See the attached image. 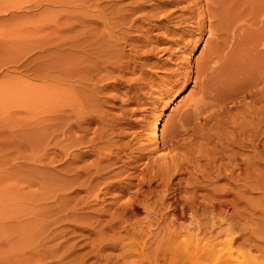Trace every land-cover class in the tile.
<instances>
[{
    "label": "bare ground",
    "instance_id": "bare-ground-1",
    "mask_svg": "<svg viewBox=\"0 0 264 264\" xmlns=\"http://www.w3.org/2000/svg\"><path fill=\"white\" fill-rule=\"evenodd\" d=\"M89 1V0H88ZM95 1V0H94ZM93 1V2H94ZM99 2H102V1H100V0H98ZM152 0H150V2H151ZM158 1V0H157ZM156 1V2H157ZM160 1H162V0H160ZM170 1V4H175V5H179V4H181V2H183V3H185L186 5L184 6L183 4H181V5H183L184 7H179V11H180V13H178V14H174V15H176V16H172V20L174 21V20H177V22H176V24H178V26L180 27V26H183L182 24L184 23V25H185V23L186 24H189V25H187V26H192V27H194V25H197V29L196 30H198V31H203V30H201L202 28H204L203 27V25H204V23L206 22V21H208V33H209V35L210 36H213V38H214V36H215V40L212 42L213 44H214V46H212L213 48H211V45L209 46V50H208V53H207V51H206V53L207 54H205V57L203 56L202 58H200L199 60H197L196 61V63L194 64V69H195V71H194V73H195V77H194V80L195 81H197V84H198V86L201 88V91H199L201 94H200V99L198 100V103H197V101H195V99L193 100V102L195 101V103H197V104H194L193 102V105L194 106H191V107H189L190 108V110L188 109L187 111H184L183 110V112L182 113H180L178 116H177V113L175 114L176 116H177V118H176V120L178 119V122L176 121V124L174 125V128L170 131V133H168V136L166 137V138H169L168 140H169V142L167 143V142H164V140H167V139H164V140H162V138H161V140H159V131H160V129H159V127H160V118L159 117H157V116H159L158 114L156 115V117H154L155 118V121H154V123L152 124V127H150L151 128V130H152V143H153V148H154V151L153 152H151L150 150V153L148 152V151H146V152H148V154H149V156L150 157H146L145 156V160H144V163H141L142 165H143V167H139V165H141V164H139L138 165V167H137V165H135V164H133V163H135L138 159L140 160L141 158H144V156L142 155L141 157L138 155V158L135 160H132L133 162L130 164L129 163V161H127L129 164L128 165H125V166H128V167H125L124 165H122V168H124V173H125V169H129V171H130V169L133 171H130L129 173H131V174H128V175H126L125 176V178L123 179V178H120V179H122V180H116V175H118L120 172H118V169H117V172L115 171L113 174H114V176L116 177L115 178V180L116 181H105V178H104V173H102L103 172V170H107V169H109L110 170V168H111V166L112 165H115L116 163H118V164H120L119 162H121V161H119V159L121 158L120 156H119V153H121L122 154V152L124 151V149L123 150H119L120 148H118L117 146H115L116 148H115V150L118 148V153L116 152V153H111L113 150H112V148L106 153L105 152V150H103V152L104 153H102V151H101V149H100V151H97V150H94L96 153L95 154H93V155H95L96 156V154H97V156L95 157V159H94V161H91V163H89V164H87V165H83V166H75V162H76V160L73 158V156L72 155H70V153H75V152H73L72 151V147L74 148V144H76V143H74V142H77L78 144H82V142H83V138L85 137V134H83L82 136H80L81 138H82V140H80V138H78V136H77V138L75 139V138H73L72 136H74V135H72L71 134V131H72V129L73 128H77L78 130H80L79 128L82 126V128H83V124H90L95 118H96V116L97 115H93V113L91 114V113H87V114H89V115H87L86 113H85V111L83 110V108H81V109H79V107L80 106H82L81 105V102L79 101L80 99H83V97L82 96H79L78 95V93L80 92V94L82 95V93H81V91L82 90H85V88L86 89H88L87 88V86H91L93 89L95 88V87H93V85H91V84H94V83H91L90 84V82L92 81V80H94L95 81V78H93V76L95 77V76H98V74L100 73V71L102 70V69H104V67H103V65H108L107 64V57L108 58H110L108 55H107V57H106V59L104 58V61L106 62V64H104V61H102V56L103 55H99L100 57H101V59H99L94 65L92 64V65H90V66H87V64H85L84 65V67L82 66V64H83V62H84V60L86 61L87 59L86 58H88L89 56H91V54H92V52H91V54L88 56V54L87 53H90L88 50V52L87 51H85L84 50V48H83V46L82 45H79L78 43L77 44H75V42L73 43V42H71L70 41V39H68V40H66V41H69L67 44H61V45H63V47L61 48V47H59V50H61L62 49V51H61V53L63 54V61H62V59H60L59 61H62V63H59V64H61V66L62 67H60V68H63V69H61V70H63V72H59V66L56 64V62H55V65H51V67L52 68H50V65L48 66V69H49V71H50V73H51V75L49 76V74H47V76H49V78H48V80L50 79V83L48 82V81H46L47 80V78L45 79L44 77V82L46 81V82H48V83H46V84H48V85H44L43 87H38V86H35V84H31V83H27V82H25L24 83V81L23 80H19V82L17 81V85H15L14 87H10V88H8V85H7V89H5L4 91H3V95H1L0 97H2V102H4V104L5 103H7V104H11L14 108L13 109H15L16 111H14L13 113H12V106L10 105V107L8 108L7 106H5L6 107V109L8 108V109H10L11 111V114H10V112L9 111H7V113H9V114H7L6 112V116L3 114V112H2V114H3V118L5 119L6 117H7V121H8V119H9V121H8V124H11V121H10V119L12 120V119H14L15 121H18L17 123H16V125L18 126V127H16L15 126V129H16V132L13 130L14 129V124L15 123H13L12 125H4V126H6V127H9L10 126V128L11 127H13V129L11 130H9V128H8V131L9 132H6L7 131V129H4V130H6V131H2L1 133H2V135L3 134H6V135H12V137H13V132H15V136L17 137L16 138V143H17V147H15L14 145V148H16V155H17V158H19L17 161H19V162H21L20 164H19V162H18V164L19 165H17V168L18 169H20L21 171H23V169L27 166V169L28 170H26V168H25V170H26V173H27V171H29V169H31L32 167L34 168V166H36L35 164H34V159H36L37 157H38V155H37V157H35V153H37L38 151H40V152H43V154L41 155V154H39L41 157H44V158H40V162L42 163L43 162V164H45V165H48V164H46V163H57V162H59V161H61L60 160V158H59V156H60V154L62 155V157H64V159H66L65 157H68V158H70V156H72V158H71V160H69V161H67V160H65L66 162H63V159H62V162L63 163H65L64 164V167H60V166H58V167H60L61 169H58V167H57V169H58V173H60L59 175H61L62 174V178H63V184H61V182H59L57 185H60L61 187H57V188H55L57 191L58 190H60L59 192H55L54 191V193L51 195V197L53 198H50L51 200H53L52 202H53V204H54V202H55V206H59L60 204H62V209H64V211H65V213L63 214L62 213V215L64 216L65 215V218L68 220L67 222H71L72 224H70V226H68L69 225V223H68V225H66L67 227H71L70 229H68V230H65V232H71V234H72V232H75V230L76 231H78L77 229H79V230H81V231H86L87 232V234L89 235H91L92 234V237H93V235L95 236V238L94 239H91V237L90 236H88L87 238H90V244L87 242V244H89V247H90V251L89 252H86L84 255H88V254H90V255H92V256H96L95 258H97V260H98V258L99 259H101L102 261H104V264H264V248H260V244L262 243V242H264V236H262V235H264V233H261L262 235H259V233L257 234V232H255V229L253 228V227H251L252 229L250 230V228H248V230L249 231H247L246 230V228H245V226H244V228H245V230L244 231H246V232H244L243 230H240V225L237 223L236 224V221H234V220H236V219H234V218H238L236 215H239V214H235L234 215V213H235V211L234 212H229V204H228V200L229 199H227L228 197L227 196H229L232 192V194H231V196L232 195H234L233 196V198L234 199H231L232 201L234 200L235 202H237V205H235V206H237V207H239V203H240V201L242 202V196H241V192H244V190L246 189V187H249V188H247V190L248 189H252V187L254 186V185H257L256 184V182H257V174L259 173V170H260V167L257 165V163L254 161H252V160H250L251 158H255L256 156V152H255V150H254V152L253 153H249V154H251V155H247L245 158L244 157H242L241 158V156H242V154L239 152V150H240V148H243V147H246L247 145H245V142L244 141H239L240 139H238V141L240 142V143H238L237 144V142L235 141V140H237V139H233V144L235 145L236 144V146H234V147H236L237 149H235V151L233 150L231 153H227V148H229L228 146H229V144H230V142H231V140H230V142H228V144H226L225 145V142H224V145H219V146H217L216 148H214V146H212V142L210 143L211 144V146L213 147H211V149L212 150H210V151H208V150H206V149H204V150H206V152H205V154L203 155V153H204V151L203 152H200V153H202V156H204L205 158H203L202 157V159L204 160L205 159V162L202 164V165H194V160H196V162H195V164H197V163H200V161H197L198 159H193V158H195L194 157V155H192L193 153H195V152H197V151H195V152H192L193 151V149L195 150V149H197V146L198 147H200L201 146V144H202V141H200L201 142V144H199V145H197L196 146V148H195V146L194 145H196V143H194L195 142V138H194V136H193V132H194V135H195V130H197V129H200V128H202L203 126V128H205V126H207V125H205V124H208L207 122H209L210 123V120L211 121H214L215 120V118L217 119L218 118V116L221 114V113H219V107H221V108H223V105L220 103L221 101H220V99L223 101V97H228L229 98V96H230V94H232V93H230L229 95H227L226 94V92L228 91V93L229 92H231V89L230 88H232V91H233V94H235L234 93V88L233 87H231L233 84H234V82H233V84L230 86V84L232 83H230V81L227 79L228 78V75L229 74H227L226 72H225V68H224V64L226 63V65L227 64H229V63H227L228 62V60H231V61H235V59L236 60H238L237 59V56H239V51H238V49H239V44L241 43V42H243L244 40V37H243V35L244 34H246V33H244L243 31H244V24H243V18H241L242 16H241V13L242 12H244V11H240V9H241V7L240 6H244L245 4H248V5H250V6H253L254 8H257V6L258 5H256V7L254 6V4H256V3H258V2H256V0H234V1H232V0H169ZM240 1H243V3L241 4V2ZM258 1V0H257ZM78 2V1H77ZM83 2H86V1H83ZM91 2V1H90ZM98 2V3H99ZM123 2V1H122ZM145 2V1H144ZM147 2V1H146ZM153 2V1H152ZM163 2H164V0H163ZM240 2V4H238ZM256 2V3H255ZM97 3V4H98ZM104 3V2H103ZM131 3H132V1H131ZM133 3H135V1L133 2ZM138 3V2H137ZM154 3H155V1H154ZM153 3V5H155V4H157V5H159V3H155L154 4ZM81 4H82V2H81ZM106 4V3H105ZM114 4V3H113ZM115 4H118L117 2L115 3ZM114 4V5H115ZM120 4V3H119ZM118 4V5H119ZM128 4L129 3H127V6H128ZM149 4V3H148ZM147 4V5H148ZM169 4V3H168ZM204 4V6H205V8L204 9H202V7H204V6H202ZM262 4H264V3H262ZM84 5V4H83ZM101 5V4H100ZM100 5H98V6H100ZM109 5V4H108ZM126 5V4H125ZM130 5V4H129ZM135 5H137V4H135ZM140 5V4H139ZM137 6V7H134V8H131V7H128V9L129 8H131L130 10H125V9H121L123 12H120V13H117L118 11H119V9H118V11L116 10V8L115 7H113L112 8V10L115 8V10H116V13H114V11H113V13L115 14V16H113L112 18H113V20H111V22H110V20H109V24H110V26H111V28H109V29H112V30H109V31H111V34L110 35H107V34H109V32L107 33V28L108 27H106V29L107 30H105L106 31V33H104V30H102L103 31V35H102V38H101V40H103L102 42L103 43H107V47L103 44V45H101L100 44V42H99V44H100V46H96L95 48V50L97 51V53H98V51H99V49H100V52H104V51H108V53L107 54H109V55H111V56H113V54L116 56V58H114V59H116V61H114L113 63L114 64H112V66L114 67V68H116V69H114L115 71H117L116 72V74H117V77L119 78V80L120 79H122V74H125V73H122V72H126V73H128V66L126 67L127 69H123V68H121L120 66V62H122V60H123V47H125L126 45L127 46H129L131 49H133V51H134V61H135V57L136 58H139V53L140 52H138V51H140V50H136L135 48L138 46V44H137V46H135V42H140V39L139 40H137V39H135V40H133L134 38H136L135 36L137 35V33H138V31H146L147 32V30H148V28H145L144 27V25L145 24H148V26H150V28L151 29H153L154 27H158L159 25H158V22H160L163 18H166V17H168L167 15H168V13H165L166 12V9H167V7H166V9H165V7L163 6V5H161V3H160V6H155L154 8L152 7V5H151V7H152V9H149V8H147L148 9V11H145L144 10V8H142L141 6ZM93 6V5H92ZM97 6V5H96ZM96 7V8H98L99 9V7ZM121 6H123V5H121ZM133 6V5H132ZM144 6V5H143ZM102 7V6H101ZM100 7V8H101ZM104 7H105V5H104ZM109 7V6H108ZM110 7H112V5L110 6ZM116 7H118V6H116ZM120 7V6H119ZM147 7H149V5L147 6ZM94 8V7H93ZM103 8V7H102ZM123 8H124V6H123ZM258 8L260 9L259 11L261 12V14L259 15V20H258V23L260 24V27H259V34L256 36L257 38L255 39V41H254V39H253V42H255L253 45H254V52L253 53H255V55L257 56V54L258 53H261V55L262 54H264V8H260L259 6H258ZM97 9V10H98ZM106 9V8H105ZM108 9V8H107ZM111 9V8H110ZM110 9H108V10H110ZM101 10V9H100ZM100 10H98V11H100ZM103 10V9H102ZM149 10H151V11H149ZM173 10V9H172ZM252 10H254V9H250V11H251V13H253L252 12ZM257 10V9H256ZM84 11V10H83ZM168 11V10H167ZM103 12H104V10H103ZM103 12H99V15H97V16H99V18H101V21L99 20V19H95V20H97V22H99V24H101V25H105V26H108V25H106L107 23H106V21H105V19H107L108 18V16H109V14H107V18H105L104 19V17L106 16H104L103 17ZM108 12V11H107ZM106 12V13H107ZM110 12V11H109ZM138 12L140 13L139 15H138ZM169 12V11H168ZM173 12V11H172ZM171 12V13H172ZM85 13V12H84ZM100 13L102 14V17H100L101 15H100ZM105 12H104V14H106ZM112 13V14H113ZM137 13V15H136V17H134V16H132V15H135ZM160 14V13H162L161 15H159V17H156V15L157 14ZM176 13V12H175ZM98 14V13H97ZM248 14V13H247ZM247 14H246V12H245V16H247ZM254 14H257L256 12H254ZM89 15V14H88ZM172 15V14H171ZM201 15V16H200ZM243 15V14H242ZM243 15V16H244ZM257 15V16H258ZM73 16H75V15H73ZM77 16V15H76ZM81 16V15H80ZM84 16V15H83ZM91 16H93V15H91ZM91 16H89V18L91 17ZM96 16V15H95ZM184 16V17H183ZM252 16H253V14H252ZM255 16V15H254ZM253 16V17H254ZM68 17V16H67ZM86 17V16H85ZM88 17V16H87ZM86 17V18H87ZM132 17H134V18H132ZM155 17V18H154ZM72 18V17H71ZM88 18V19H89ZM98 18V17H97ZM152 18V19H151ZM158 18V19H157ZM170 17H168V19H169ZM68 19V18H67ZM66 19V20H67ZM91 19H93V18H91ZM91 19H89L90 20V23H93V20L91 21ZM109 19V18H108ZM111 19V18H110ZM246 19V18H245ZM254 20H256L255 18H253ZM257 19H258V17H257ZM73 20H78V19H76V17H75V19H73ZM84 20V19H83ZM89 20H87V21H89ZM99 20V21H98ZM171 20V18L168 20V21H170ZM69 21V20H68ZM152 21H154V22H156V24L155 23H153ZM245 21V20H244ZM71 22H72V20H71ZM95 22V21H94ZM96 22V23H97ZM139 22V23H138ZM251 22V21H250ZM255 22V21H254ZM254 22H253V24H254ZM78 23V22H77ZM83 23H85V22H83ZM88 23V22H87ZM138 23V24H137ZM169 23V22H168ZM173 23V22H172ZM245 23V22H244ZM246 23H247V21H246ZM256 23V22H255ZM79 24V23H78ZM89 24V23H88ZM87 24V25H88ZM98 24V23H97ZM171 24V23H170ZM174 24V23H173ZM175 24V25H176ZM71 25H73V24H71ZM77 25V24H76ZM82 25V24H81ZM92 25V24H91ZM96 25V24H95ZM100 25V26H101ZM162 25V24H161ZM252 24H250V26H251ZM255 25V24H254ZM257 25V24H256ZM75 26V25H74ZM80 26V25H79ZM93 26H94V24H93ZM97 26V25H96ZM99 26V25H98ZM97 26V27H98ZM109 26V27H110ZM177 26V27H178ZM257 26H259V25H257ZM72 27V26H71ZM70 27V28H71ZM146 27H147V25H146ZM165 27V26H164ZM246 27H248V26H246ZM254 27V26H253ZM256 27V26H255ZM87 28V27H86ZM93 28V27H92ZM103 28H105V27H101V29H103ZM160 28V27H159ZM190 28V27H189ZM195 28H196V26H195ZM258 28V27H257ZM73 29H75V27L73 28ZM88 30H89V28H87ZM96 29H98V28H96ZM133 30V29H135L137 32H136V34H134V38L132 39V37H133V35L131 36V34H130V30ZM150 29V30H151ZM164 29H166V28H164ZM205 29V28H204ZM246 29V28H245ZM68 30V29H67ZM131 30V32H135L134 30L132 31ZM149 30V31H150ZM154 30V29H153ZM159 30V29H158ZM246 30H249V29H246ZM253 30H254V28H253ZM255 30H257V29H255ZM70 31V30H69ZM74 31V30H73ZM72 31V32H73ZM98 31V30H97ZM101 31V30H100ZM100 31H99V33H100ZM191 31H193V30H191ZM190 31V32H191ZM71 32V33H72ZM79 32H81V31H79ZM78 32V33H79ZM86 32V31H85ZM90 32V31H89ZM92 32H96V31H92ZM114 32V33H113ZM197 32V31H196ZM246 32V31H245ZM75 33V32H74ZM140 33V32H139ZM139 33H138V35H139ZM148 33V32H147ZM146 33V34H147ZM198 33V32H197ZM199 33H201V32H199ZM203 33V32H202ZM241 33H243L242 35H241ZM249 33V32H248ZM253 33H255V32H252V36H254L253 35ZM69 34V33H68ZM89 34V33H88ZM87 34V35H88ZM133 34V33H132ZM145 34V32L143 33V36L142 37H144V36H147ZM251 34V33H250ZM72 35V34H71ZM86 34H84V35H82V36H85ZM86 35V36H87ZM97 35V34H96ZM137 35V36H138ZM248 35V34H247ZM69 36V35H68ZM78 37H79V35H77ZM81 36V35H80ZM90 36V38H91V36H95V35H93V34H91V35H88V37ZM139 36H141V35H139ZM138 36V37H139ZM252 36H251V38H252ZM66 37V36H65ZM77 37V38H78ZM88 37H85V38H88ZM97 37H100V36H96V38ZM255 37V36H254ZM68 38V37H67ZM70 38V37H69ZM84 38V39H85ZM93 38V37H92ZM91 38V39H92ZM246 38H248V37H245V40H247ZM66 39V38H65ZM79 39V38H78ZM83 39V40H84ZM89 39V38H88ZM94 39V38H93ZM93 39H92V41H93ZM100 39V38H99ZM98 39V40H99ZM144 39H146V38H143V40ZM152 39V38H151ZM72 40V39H71ZM81 40V39H80ZM86 40V39H85ZM142 40V41H143ZM155 40V39H154ZM213 39L211 38V41H212ZM251 40V39H250ZM250 40H248V41H250ZM47 41V40H46ZM49 41V40H48ZM56 41V40H55ZM135 41V42H134ZM184 41V40H183ZM182 41V42H183ZM208 41V40H207ZM206 41V42H207ZM40 42V41H39ZM42 42H45L44 40L42 41ZM51 42V41H50ZM57 42V41H56ZM55 42V43H56ZM63 42H64V40H63ZM80 42V41H79ZM90 42V41H89ZM96 42H97V40H96ZM121 42H123V44L125 45V46H123V44H121ZM148 42V41H147ZM154 42V41H153ZM245 42H247V41H245ZM34 43V42H33ZM32 43V44H33ZM41 43V42H40ZM48 43V42H47ZM58 43V42H57ZM60 43V42H59ZM91 43V42H90ZM93 44H94V42H92ZM143 43V42H142ZM144 43H146V40H144ZM148 43H150V42H148ZM147 43V44H148ZM152 43V42H151ZM249 43H251V41L249 42ZM42 45H43V43H41ZM50 44H53L52 42L50 43ZM81 44H85L86 45V43L83 41V43H81ZM97 44H98V42H97ZM175 44V43H174ZM178 44H179V42H178ZM212 44V45H213ZM243 44V43H242ZM34 45H35V43H34ZM33 45V46H34ZM45 45H46V42H45ZM60 45V46H61ZM89 45H91V44H89ZM140 45H141V43H140ZM149 46L151 45V44H148ZM246 45V44H245ZM247 45L249 46H251V44H248L247 43ZM23 46H25V45H23ZM22 46V47H23ZM33 46H31V48L33 47ZM39 46V45H38ZM37 46V47H38ZM52 46V45H51ZM92 46H94V45H92ZM91 46V47H92ZM142 46V45H141ZM140 46V47H141ZM176 46V48H173V47H170V48H173L174 50V52H177V54H179V57H180V54H182V53H184V51H186V47L185 46H183L182 45V47L181 46H177V45H175ZM174 46V47H175ZM242 46V45H241ZM43 47V46H42ZM85 47V46H84ZM91 47H90V50H91ZM108 47H110L109 49H107ZM139 47V48H140ZM152 47V46H151ZM245 47V46H244ZM25 48V47H24ZM23 48V49H24ZM39 48H41V47H39ZM57 48V47H56ZM61 48V49H60ZM89 48V47H88ZM126 48V47H125ZM124 48V49H125ZM130 48H126L127 49V51H128V49L130 50ZM147 48V47H146ZM154 49H153V51H155V50H158V49H155V48H157L156 46L155 47H153ZM169 48V47H168ZM167 48V49H168ZM169 48V49H170ZM241 48V47H240ZM246 48H248V47H246ZM251 48H252V46H251ZM250 47H249V49H251ZM34 49V48H33ZM54 49H55V47H54ZM87 49V48H86ZM93 49V48H92ZM125 49V50H126ZM142 49V48H141ZM148 49H149V47H148ZM151 49L152 48H150V51H151ZM164 49H166V47L164 48ZM164 49H163V51H164ZM169 49L167 50V51H169ZM243 49V48H242ZM47 50H48V48H47ZM52 50V49H51ZM143 50H144V48H143ZM160 50V49H159ZM243 50H247V49H243ZM252 50V49H251ZM50 51V50H49ZM91 51H94V50H91ZM125 52V53H127L128 54V52ZM131 51V50H130ZM132 51V52H133ZM146 51V50H145ZM238 51V53L236 54V52ZM47 52V51H46ZM95 52V51H94ZM143 51H141V53H142ZM152 52V51H151ZM165 52V51H164ZM170 52V51H169ZM174 52H172L171 51V54L172 53H174ZM204 52V51H203ZM246 52H248V50L246 51ZM250 53L249 54H251L252 52L251 51H249ZM45 53V52H44ZM59 54H60V51L58 52ZM79 53H80V56H79ZM96 53V52H95ZM130 53V52H129ZM148 53V52H147ZM48 54V53H47ZM62 54H60V55H62ZM81 54H87V56L88 57H86V55H85V59L83 60V62H82V57H84V55H82V57H81ZM94 54V53H93ZM106 54V53H105ZM149 54H151V53H149ZM168 54H170V53H168ZM242 54V53H241ZM240 54V55H241ZM248 54V55H249ZM46 55V54H45ZM51 55V54H50ZM53 55H55V54H53ZM59 55V56H60ZM96 55V54H95ZM97 55V57H99ZM125 55V54H124ZM146 55H148V54H146ZM174 55H176V54H174ZM243 55H244V53H243ZM48 56V55H47ZM94 56V55H93ZM142 56V55H141ZM151 56V55H150ZM170 56H172V55H170ZM242 56V55H241ZM256 56H255V58H256ZM44 57V56H43ZM46 57V56H45ZM48 57H50V56H48ZM56 57V56H55ZM78 59H77V58ZM92 57V56H91ZM104 57V56H103ZM131 57V56H130ZM133 57V56H132ZM130 58V60H132L133 61V58ZM178 57V56H177ZM249 57V56H248ZM251 57H252V55H251ZM254 57V56H253ZM258 58L257 59H259L260 58V56H257ZM51 58H53V57H51ZM128 58H129V54H128ZM166 58H169L168 56H166ZM171 58H173V57H171ZM175 58V57H174ZM244 58H246L245 56H244ZM262 58H264V57H262ZM261 58V59H262ZM58 59V58H57ZM89 59V58H88ZM94 59V58H93ZM96 59V58H95ZM98 59V58H97ZM180 59V58H179ZM256 59V60H257ZM260 59V61H262ZM31 60V59H30ZM29 60V61H30ZM37 60V59H36ZM35 60V61H36ZM47 60H50V58L49 59H47ZM90 60H92V59H90ZM109 60V59H108ZM111 60H113V58L111 59ZM111 60H109L110 62H111ZM129 60V59H128ZM164 60V59H163ZM170 60V59H169ZM225 61V60H227V62H222V61ZM239 60H241V58H239ZM238 60V61H239ZM245 60V59H244ZM248 59H246L244 62L246 63V61H247ZM250 60V59H249ZM26 61V60H25ZM57 61V60H56ZM88 61V60H87ZM86 61V62H87ZM96 61V60H95ZM134 61H133V64L132 65H134ZM176 61V60H175ZM242 61V60H241ZM20 62H21V60H20ZM46 62V61H45ZM44 62V63H45ZM53 62H54V60H53ZM127 62V61H126ZM136 63H138L137 62V60L135 61ZM179 62H181V61H179ZM230 62V61H229ZM237 62V61H236ZM248 62V61H247ZM258 62V61H257ZM27 63V62H26ZM28 63H30V62H28ZM28 63H27V65H28ZM40 63V62H39ZM48 63H50V62H48ZM90 63H91V61H90ZM123 63V62H122ZM124 63H125V61H124ZM123 63V64H124ZM130 63H132L131 61H130ZM178 63V62H177ZM234 63V62H233ZM233 63H231L232 65H233V67H234V64ZM252 63H253V61H252ZM252 63H250V64H252ZM262 63H264V62H262ZM32 64H33V62H32ZM35 64H38V63H35ZM126 64V63H125ZM128 64H129V62H128ZM128 64H126V65H128ZM153 64V63H152ZM180 64V63H179ZM179 64H177V65H179ZM237 63H235V65H236ZM242 64V63H241ZM249 64V63H248ZM259 64V63H258ZM257 64V65H258ZM22 65V64H21ZM31 65V64H30ZM29 65V66H30ZM41 65V64H40ZM88 65H89V63H88ZM111 65V64H110ZM109 65V66H110ZM129 65H131V64H129ZM131 65V66H132ZM154 65V64H153ZM243 65V64H242ZM253 65H256V63L254 64L253 63ZM260 65V66H259ZM258 66L259 67H261V64H259ZM25 66H26V64H25ZM24 65L22 66L23 67V70H24V67H25ZM28 66V67H29ZM37 66V65H36ZM43 66V65H42ZM108 66V67H109ZM111 66V67H112ZM123 66V65H122ZM130 66V67H131ZM228 66V65H227ZM231 65H229V67H230ZM237 66V65H236ZM239 66H240V64H239ZM250 66V65H249ZM28 67H25L26 69L28 68ZM31 67H33V66H31ZM44 67H47V63H46V66H44ZM177 67V66H176ZM181 67H183L182 65H181ZM253 67H255V66H253ZM259 67H256V69L258 70V68ZM262 67H264V66H262ZM20 68H21V66H20ZM30 68V67H29ZM43 68V67H42ZM105 68H107V66L105 67ZM110 68V67H109ZM109 68H107V69H109ZM184 68V67H183ZM186 68V67H185ZM193 68V67H192ZM231 68H232V66H231ZM236 68V67H235ZM237 68H238V66H237ZM33 69H35V68H33ZM36 69H37V67H36ZM41 69V68H40ZM107 69H104V71H106ZM119 69V70H118ZM131 69H132V67H131ZM169 69V68H168ZM178 70H179V68H177ZM173 70V71H171V69H170V73H167L168 75V77L167 78H169L170 76L172 77V79L169 81V79H165L166 81H165V84L164 85H167V84H169V83H174V84H178V83H180V81H182L181 79H184V81H188L190 78H191V73L193 72V71H191V67H190V70H188V68H186L187 69V71L186 72H179L178 70ZM247 69V68H246ZM32 70V69H31ZM42 70V69H41ZM46 70H47V68H46ZM110 70H112V68L110 69ZM133 70V69H132ZM184 70V69H183ZM228 70V69H227ZM230 70H232V69H230ZM236 70V69H235ZM234 70V72H236ZM239 70H241V69H239ZM244 70V69H243ZM249 70V69H248ZM255 70V69H254ZM20 71V70H19ZM28 71V70H27ZM35 72H36V70H34ZM38 71V70H37ZM49 71L47 70V72L49 73ZM103 71V73H104V75H106V73ZM119 71L122 73V74H118L119 73ZM135 71V70H134ZM245 71V70H244ZM253 71V70H252ZM29 72H30V69H29ZM32 72V71H31ZM41 72H43V70L41 71ZM44 72H45V70H44ZM111 72V71H110ZM131 72V71H130ZM137 72V71H136ZM166 72H168V70L166 71ZM223 72L224 73H226L227 74V78L226 79H224V77H223ZM239 71H237V73H238ZM241 72H243V71H241ZM241 72H240V77H241ZM255 73L257 72V71H254ZM258 72H260V70L258 71ZM257 72V73H258ZM262 72H264V71H261L260 73L261 74H264V73H262ZM24 73V72H23ZM37 73V72H36ZM40 73V72H39ZM90 73H91V76H90ZM112 73V72H111ZM133 73V72H132ZM131 73V74H132ZM230 73H231V71H230ZM247 73V72H246ZM251 73V72H250ZM250 73L248 74V75H250ZM253 73V72H252ZM259 73V74H260ZM113 74V73H112ZM129 74V73H128ZM139 74V73H138ZM169 74H170V76H169ZM238 74H236V75H238ZM260 74V75H261ZM41 75V74H40ZM44 75H45V73H44ZM43 75V76H44ZM85 75L87 76V77H85ZM101 75V74H100ZM107 75H108V72H107ZM133 75V74H132ZM131 75V76H132ZM135 75V74H134ZM140 75V74H139ZM245 75V74H244ZM248 75H247V77H248ZM254 75V74H253ZM257 75L258 74H255V76L257 77ZM90 76V77H89ZM111 76V75H110ZM109 76V77H110ZM143 76V75H142ZM224 76H226L225 74H224ZM262 76V75H261ZM261 76H260V78L258 77V81L260 80V79H262V78H264V77H262L261 78ZM31 77H34V76H31ZM38 77H40V76H38ZM108 77V78H109ZM115 77V76H114ZM117 77H115L116 79H117ZM125 77V76H124ZM139 77V76H138ZM144 77V76H143ZM232 77V76H231ZM231 77H229L231 80H232V78ZM239 77V79H241ZM252 77V76H251ZM256 77H255V79H256ZM35 78L36 79H38L36 76H35ZM41 78H42V76H41ZM60 78H63L64 80H61L60 81ZM93 78V79H92ZM134 78H136V77H134ZM150 78V77H149ZM149 78H147V79H145V80H148ZM243 78V77H242ZM249 78V77H248ZM254 77H252L250 80L251 81H248V82H252ZM80 79H87V80H89L90 82H89V84H87V85H85L84 84V86H81L80 85V83L79 82H81L80 81ZM98 79H99V77H98ZM97 79V80H98ZM107 79V78H106ZM105 79V80H106ZM110 79H112V78H110ZM114 79V78H113ZM124 79V80H123ZM122 80H123V82L125 81V78H123ZM129 79H131V78H129ZM128 79V80H129ZM132 79H133V77H132ZM131 79V80H132ZM138 79V78H137ZM141 79H144V78H141ZM245 78H243V80H244ZM42 80V79H41ZM65 80H68L69 82L71 81L72 83H73V81L75 80V82L76 83H78L77 85H75V87L76 88H74L73 86H72V84H69V83H65ZM77 80V81H76ZM86 80V81H87ZM97 80H96V82H97ZM101 80H103L102 78H101ZM135 80V79H134ZM139 80V79H138ZM162 80V82H163V80L164 79H161ZM161 80H159V81H161ZM248 80V79H247ZM257 80V79H256ZM262 80H264V79H262ZM261 80V81H262ZM14 81V80H13ZM116 81V80H115ZM118 81V80H117ZM136 81V80H135ZM240 81V80H239ZM261 81H259L258 83H262ZM59 82H64V86H60L59 85ZM67 82V81H66ZM83 82V81H82ZM88 82V81H87ZM93 82V81H92ZM133 82V81H132ZM138 82H141V83H143L142 82V80H140V81H138ZM138 82H136V83H138ZM146 82V81H145ZM169 82V83H168ZM242 82V81H241ZM244 82V81H243ZM254 82V81H253ZM253 82H252V85H253ZM257 81H255V83H256ZM35 83V82H34ZM125 83H127V82H125ZM130 83V82H129ZM129 83L127 84L128 86H129ZM135 83V84H136ZM158 83H160V82H158ZM240 83V82H239ZM238 83V84H239ZM257 83V84H258ZM61 84V83H60ZM65 84L67 85V86H65ZM117 84V83H116ZM121 84V83H120ZM133 84H134V82H133ZM140 84V83H139ZM151 84H154V82H153V79L151 80V81H147L146 83H144V87L146 86H151ZM173 84V85H174ZM245 84V83H244ZM249 85H247V86H250L251 84L250 83H248ZM257 84H255V85H257ZM131 85H132V83H131ZM170 85V84H169ZM239 85H241V84H239ZM46 86H48V87H46ZM95 86H97V85H95ZM118 86H120L119 85V83H118ZM117 86V87H118ZM123 86H125V84H123ZM135 86V85H134ZM153 86V85H152ZM151 86V87H152ZM158 86H159V84H158ZM163 86V85H162ZM244 86V85H243ZM242 86V87H243ZM254 86V85H253ZM252 86V87H253ZM65 87V88H64ZM102 87V86H101ZM105 87V86H104ZM114 87V86H113ZM112 87V88H113ZM131 87H133V85L132 86H130L129 88L128 87H126V90H125V92H123L124 94L123 95H125V96H127L124 100H129V95H131V94H133V93H130V90H131ZM141 87H143V86H141ZM170 87H172L171 85H170ZM234 87H235V85H234ZM236 87H237V85H236ZM235 87V88H236ZM246 87V86H245ZM245 87H244V89H245ZM259 87V86H258ZM5 88V87H4ZM96 88H98V87H96ZM95 88V89H96ZM116 88V85H115V87H114V89ZM123 88V87H122ZM121 88V89H122ZM134 88V87H133ZM166 88H168V87H166ZM238 88V87H237ZM246 88H248V87H246ZM90 89V88H89ZM95 89H94V91H95ZM103 89V88H102ZM102 89L100 90V91H102ZM120 89V88H119ZM139 89V88H138ZM227 89H229V90H227ZM92 90V89H91ZM97 90V89H96ZM133 90V89H132ZM131 90V91H132ZM140 90H142V88H140ZM165 90H167V89H165ZM246 91H247V89H245ZM244 90V91H245ZM118 91H120V90H118ZM117 90H116V92H118ZM136 91H138L139 92V90H136ZM261 91H264V90H261ZM83 92V91H82ZM91 92V91H90ZM89 92V93H90ZM97 92V91H96ZM104 92V91H103ZM135 92V91H134ZM240 92V91H239ZM84 93V92H83ZM87 93V92H86ZM91 93H93V92H91ZM98 93V92H97ZM122 93V92H121ZM145 93V92H144ZM165 93V92H164ZM167 93H169V92H167ZM222 93H225V96L222 94ZM241 93H243V92H241ZM240 93V94H241ZM248 93V92H247ZM100 94V93H99ZM99 94H98V96H99ZM140 94H141V92H140ZM147 94V93H146ZM162 94V93H161ZM166 94V93H165ZM261 94V96H262V92L260 93ZM76 95H78L77 97H82V98H75V96ZM92 95H95V94H92ZM91 95V96H92ZM122 95V96H123ZM134 95H135V98H137V100H136V103H142L141 101H143L142 99H140V97H136L137 95H138V93H134ZM163 95V94H162ZM170 95V94H169ZM168 95V96H169ZM237 95H238V93H236V95H234V96H236L237 97ZM244 95V94H243ZM256 95V94H255ZM255 95H253V97L255 96ZM84 96H86V95H84ZM117 96V95H116ZM141 96V95H140ZM161 96V95H160ZM165 96V95H164ZM233 95L232 96H230V97H232V100H233V97H234ZM260 96V97H261ZM89 97H90V94H89ZM88 97V93H87V97H85V98H89ZM94 97H96V96H94ZM130 97H132V95L130 96ZM156 97H158V96H156ZM85 98H84V100H85ZM91 98V97H90ZM96 98H98V101H99V97H96ZM95 98V101H97V99ZM134 98V97H133ZM170 98V97H169ZM228 98L226 99V100H228ZM1 99V98H0ZM79 99V100H78ZM92 99V98H91ZM107 99V98H106ZM118 99V98H117ZM121 99V98H120ZM120 99H119V101H120ZM123 99V98H122ZM144 99V98H143ZM154 99V98H153ZM156 99V98H155ZM159 100H160V98H158ZM171 99V98H170ZM198 99V98H197ZM196 99V100H197ZM224 99V100H225ZM230 99V98H229ZM261 99V98H260ZM94 100V99H93ZM114 100V99H113ZM225 100V101H226ZM255 100H256V98H255ZM86 101H87V99H86ZM85 101V102H86ZM89 101H91L90 99H89ZM105 101V100H104ZM129 101H131V99L129 100ZM129 101H127V102H129ZM171 101V100H170ZM180 101V100H179ZM2 102H1V104H2ZM85 102L83 103V100H82V103H83V105L85 104ZM94 102V101H93ZM100 102V101H99ZM116 102V101H115ZM121 103L120 104H122V101H120ZM232 102V101H231ZM230 102V103H231ZM248 102H249V100H248ZM90 103V102H89ZM98 103V102H97ZM123 103H126L125 101L123 102ZM130 103V102H129ZM152 103H154V102H152ZM222 103H225V102H222ZM243 103V102H242ZM241 103V104H242ZM253 103H254V101H253ZM258 103V102H257ZM4 104H2V105H4ZM86 104H88V102H86ZM95 104V103H94ZM143 104H145L144 102H143ZM157 104V103H156ZM156 104H154V105H156ZM233 104V103H232ZM250 104V103H249ZM256 104V103H255ZM259 104V103H258ZM6 105V104H5ZM45 105H47V107H48V105L49 106H51V107H49V109H51L50 111H52V109L54 110V108L56 107V109H57V107L59 108V106L61 107L58 111H61L60 112V114H59V112L57 113V111L55 110L52 114H53V116H52V114L50 113V119H48V120H46V121H44V119L43 118H41V116L39 117V118H41V119H39V118H37V116L39 115L38 114V112L40 111V109H42V107L44 106V108H45ZM98 105V104H97ZM138 105V104H137ZM219 105V106H218ZM222 105V106H221ZM226 105V104H225ZM254 105V104H253ZM42 106V107H41ZM79 106V107H78ZM85 106H87V105H85ZM90 106V105H89ZM122 106V105H121ZM217 106V107H216ZM231 106V105H230ZM238 106V105H237ZM245 107H248V106H246V105H244ZM2 108L4 107V106H1ZM0 107V108H1ZM5 107H4V109H5ZM41 107V108H40ZM46 107V108H47ZM54 107V108H53ZM67 107H69V109L67 108ZM93 107V106H92ZM97 107V106H96ZM124 107V106H123ZM193 107V108H192ZM218 109H216V108ZM38 108H40L39 110H38ZM66 108H67V110H66ZM88 108V107H87ZM99 108V107H98ZM144 108V107H143ZM146 108V107H145ZM144 108V109H145ZM153 108V107H152ZM221 108H220V111H221ZM226 108V107H225ZM48 109V110H49ZM94 109V108H93ZM147 109V108H146ZM216 109V110H215ZM234 109V108H233ZM255 109V108H254ZM257 109V108H256ZM38 110V111H37ZM45 111L46 109H42V111ZM81 110H83V112L81 111ZM86 110H89V109H86ZM92 110V109H91ZM95 110V109H94ZM102 110V109H101ZM125 110V109H124ZM124 110H123V112H124ZM150 110H151V108H150ZM211 110V111H210ZM225 110V109H224ZM228 110V109H227ZM226 110V111H227ZM232 110V109H231ZM236 110V109H235ZM238 110V109H237ZM240 110V109H239ZM245 110H247V109H245ZM250 110V109H249ZM260 110H262L261 108H260ZM47 111V110H46ZM50 111H47V112H50ZM133 111V110H132ZM226 111H224V112H226ZM230 111V109L227 111V113ZM251 111V110H250ZM87 112V111H86ZM91 112V111H90ZM94 112V111H93ZM127 112H129V110L127 111ZM136 112V111H135ZM149 112V111H148ZM161 112V111H160ZM178 112V111H177ZM207 112H210L209 114H206L205 115V113H207ZM233 112V111H232ZM242 112H243V110H242ZM247 112H248V110H247ZM252 112V111H251ZM86 114L85 116L83 115V114ZM95 113V112H94ZM101 113V112H100ZM150 113H154V112H150ZM150 113H148V114H150ZM223 113V112H222ZM236 113V112H235ZM38 114V115H37ZM47 114H49V113H47ZM102 114V113H101ZM128 114V113H127ZM130 114V113H129ZM132 115H133V113H131ZM156 114V113H155ZM155 114L153 115V116H155ZM219 114V115H218ZM229 114V113H228ZM232 114V113H231ZM231 114H229V115H231ZM234 114V113H233ZM243 114H245V113H243ZM252 114V113H251ZM37 115V116H36ZM100 115V114H99ZM124 115V114H123ZM126 115V114H125ZM124 115V116H125ZM131 115V116H132ZM147 115V114H146ZM161 115V114H160ZM202 115H205V118H203V116ZM256 115H258V113H256ZM102 116V115H101ZM104 116H106V115H104ZM152 116V117H153ZM201 116H202V118L204 119V120H202V122L203 123H201L200 122V124L198 125V121L201 119ZM224 116H225V114H224ZM226 116H228L227 114H226ZM235 116V115H234ZM243 116V115H242ZM260 116V115H259ZM42 117H44L45 118V116H42ZM95 117V118H94ZM220 117V116H219ZM231 117V116H230ZM254 117H255V115H254ZM1 118V117H0ZM47 118V117H46ZM101 118V117H100ZM99 118V119H100ZM146 118V117H145ZM154 118H153V120H154ZM227 118V117H226ZM239 118H242V117H240L239 116ZM249 118H250V115H249ZM262 118H264V117H262ZM43 119V120H42ZM244 119V118H243ZM3 120V119H2ZM1 120V121H2ZM43 121L44 122V124H43V122H42V124H41V122L40 121ZM98 120V119H97ZM105 120H106V118H105ZM105 120H104V122H105ZM112 120H113V118H112ZM142 120V119H141ZM147 120V119H146ZM145 120V121H146ZM220 120V119H219ZM236 120H237V118H236ZM240 120V119H239ZM258 120V119H257ZM4 121V120H3ZM2 121V122H3ZM102 121V120H101ZM144 121V120H143ZM151 121V120H150ZM173 121V120H172ZM218 121V120H217ZM221 121V120H220ZM226 121V120H225ZM229 121V120H228ZM259 121H261V120H259ZM1 122V123H2ZM10 122V123H9ZM12 122H13V120H12ZM98 122V121H97ZM116 123H117V121H115ZM214 122H216V121H214ZM230 122V121H229ZM231 122H233L234 123V121H231ZM242 122V121H241ZM19 123V124H18ZM108 123V122H107ZM110 123H112V121L110 122ZM205 123V124H204ZM219 123V122H218ZM226 123H227V125H228V122L226 121ZM226 123H224V124H226ZM233 123H229L230 125H232ZM245 123H246V120H245ZM255 123V122H254ZM113 124V123H112ZM172 124V123H171ZM197 124V125H196ZM214 124V127L215 126H217V124L215 125V123H213ZM222 124V123H221ZM224 124H222V125H220V124H218L220 127L221 126H223ZM237 125V123L235 122L234 123V127ZM248 124V123H247ZM262 124H264V123H262ZM1 125V124H0ZM3 125V124H2ZM106 125V124H105ZM115 125V124H114ZM193 126V125H195V127L197 126H199L200 127V125H202V127H200V128H197V129H195L194 127H190V126ZM240 125V124H239ZM238 125V126H239ZM246 125V124H245ZM253 125V124H252ZM3 126V128H6V127H4ZM85 126V125H84ZM100 126V125H99ZM104 126V125H103ZM151 126V125H150ZM166 126V125H165ZM171 126H173V125H171ZM213 126V125H212ZM218 126V127H219ZM225 126V125H224ZM229 126V125H228ZM115 127V126H114ZM209 127V126H208ZM211 127V126H210ZM214 127H213V129H212V127H211V129H212V132H214L215 130H214ZM217 127V128H218ZM219 127V128H220ZM226 127V126H225ZM230 127H232V126H229V128ZM2 128V127H1ZM86 128V127H85ZM84 128V129H85ZM88 128V127H87ZM86 128V129H87ZM110 128V127H109ZM108 128V129H109ZM112 128V127H111ZM195 130H194V129ZM207 128V127H206ZM223 128V127H222ZM238 130H240L238 127H236ZM250 128V127H249ZM253 128V127H252ZM85 129V130H86ZM102 129H104V128H102ZM101 129V130H102ZM113 129V128H112ZM120 129V128H119ZM210 129V128H209ZM207 130V131H210L209 133H210V135L212 134V136H214V134L211 132V130ZM235 129V128H234ZM234 129H233V131H234ZM241 129H243V128H241ZM3 130V129H2ZM100 130V131H101ZM214 130V131H213ZM217 130V129H216ZM220 130H221V128H220ZM227 130H229V129H227ZM236 130V129H235ZM237 130V131H238ZM250 130V129H249ZM10 131H13V132H10ZM87 131V130H86ZM105 131V130H104ZM109 131V130H108ZM189 131H191V132H189ZM199 132H202L203 130H198ZM198 131H197V133H198ZM204 131H206V130H204ZM204 131H203V133H204ZM222 131L223 132H225L224 131V129H222ZM230 131V130H229ZM97 133H98V131H96ZM102 132H103V130H102ZM102 132H100V135H98L97 133V135H93V136H91V138L92 137H94V138H90L91 140L88 142V143H90V144H85V141H84V144L86 145L85 147L87 148V147H89L90 148V146H91V144H93L94 143V139H95V136H97V138H99V139H102V136H101V133ZM110 132V131H109ZM112 132H114V131H111V133ZM161 132V131H160ZM218 132V131H217ZM221 132V131H220ZM222 132V133H223ZM231 133H232V129H231V131H230ZM229 132V134L231 135V133ZM240 132V131H239ZM13 133V134H12ZM40 134V136H38L37 137V135H39ZM74 133V132H73ZM86 133V132H85ZM89 132L87 131V134H88ZM190 133V134H189ZM208 133V134H209ZM234 133V132H233ZM232 133V134H233ZM237 133V132H236ZM90 134V133H89ZM105 134H107V133H105ZM121 134V133H120ZM136 134V133H135ZM139 134V133H138ZM187 134H189L190 136H191V139H190V141H189V139H188V137H186L185 135H187ZM200 134V133H199ZM220 134V133H219ZM225 134H228V133H225ZM228 134V135H229ZM235 134V133H234ZM233 134V137L236 135H234ZM241 134V133H240ZM240 134H238V136L240 135ZM244 134V133H243ZM243 134H241V135H243ZM248 134V133H247ZM107 135H109V134H107ZM113 135V134H112ZM117 135V134H116ZM179 135H184L185 137H186V139H185V137H184V139L187 141L188 140V143L187 144H183V142H182V144L181 145H178L177 144V141L178 140H181V139H183L181 136V139L178 137ZM188 135V136H189ZM196 135H198V134H196ZM201 135L202 134H200V136L198 135V136H196L197 138L199 137H201ZM215 135H216V133H215ZM218 135V134H217ZM216 135V136H217ZM230 135H229V137H230ZM252 135V134H251ZM76 136V135H75ZM138 136V135H137ZM204 136H207V135H203L202 137H204ZM211 136V138H217L216 136H214V137H212ZM221 136V135H220ZM232 136V135H231ZM237 136V135H236ZM237 136V137H238ZM8 137V136H7ZM107 137V136H106ZM108 137H110V136H108ZM107 137V138H108ZM134 137H136V135L134 136ZM178 137V139H176ZM208 137H209V135H208ZM223 137H225V138H227L226 137V135L225 136H223L222 135V138ZM228 137V138H229ZM232 137V138H233ZM239 137H242V136H239ZM238 137V138H239ZM251 137V136H250ZM253 137V136H252ZM255 137H257L256 135H255ZM260 137V136H259ZM1 138V137H0ZM2 138H6L5 136L4 137H2ZM15 138V137H14ZM121 138V137H120ZM119 138V139H120ZM139 138V137H138ZM141 138V137H140ZM164 138V137H163ZM190 138V137H189ZM193 138V139H192ZM211 138H204L205 140H204V143L205 142H207L208 143V141H210L209 139H211ZM218 138H219V136H218ZM227 138V139H228ZM8 139H9V137H8ZM203 139V138H202ZM206 139H207V141H206ZM226 139V140H227ZM231 139V138H230ZM255 139V138H254ZM2 140V139H1ZM0 140V141H1ZM12 140H13V138H12ZM45 140V141H44ZM103 140H104V138H103ZM103 140H101L102 142H104ZM109 140V139H108ZM106 138H105V144L107 145V143L109 142ZM143 140V139H142ZM147 140V139H146ZM212 140V139H211ZM213 140H215V139H213ZM217 140V139H216ZM215 140V141H216ZM221 140V139H220ZM220 140H217V142L218 141H220ZM224 141H225V139H223ZM7 141V140H6ZM5 141V142H6ZM14 141V140H13ZM11 142V139H10V143H15V141L14 142ZM82 141V142H81ZM132 141V140H131ZM141 141V140H140ZM194 141V142H193ZM197 141V140H196ZM229 141V140H228ZM3 142H4V140H3ZM44 142V143H43ZM95 142H96V140H95ZM98 142V141H97ZM99 142H100V140H99ZM107 142V143H106ZM119 142V141H118ZM144 142V141H143ZM199 142V141H198ZM197 142V143H198ZM221 142H223V141H220V143ZM227 142V141H226ZM15 143V144H16ZM43 143V144H42ZM87 143V142H86ZM101 143V142H100ZM112 143V142H111ZM114 143V142H113ZM112 143V144H113ZM117 143V142H116ZM121 143V142H120ZM136 143V142H135ZM138 143H139V141H138ZM142 143V141L140 142V144ZM193 143H194V145H193ZM219 143V142H218ZM232 143V142H231ZM256 143V142H255ZM96 144V143H95ZM126 143H124V145H125ZM128 144H129V142H128ZM130 144H132V143H130ZM142 144H145V143H142ZM223 144V143H222ZM252 148L254 147L255 148V146H254V143H253V139L251 138L250 139V141H249V143H248ZM261 144V143H260ZM83 145V144H82ZM97 145V144H96ZM106 145H104L103 144V146H101L102 148L104 147V148H107V147H105ZM109 145H111V144H109ZM114 145V144H113ZM116 145V144H115ZM119 145V144H118ZM127 145V144H126ZM139 145V144H138ZM190 145V147H191V145H193L194 146V148H192V150H190L189 149V146ZM202 145H204V144H202ZM209 144H205V146L207 147ZM213 145H216V144H213ZM228 145V146H227ZM52 146V147H51ZM79 146V145H78ZM95 146V145H94ZM93 146V147H94ZM128 146H130V145H128ZM140 146L141 145H139V149H142V148H140ZM178 146H183L184 148H188V151H187V153H188V156L190 157V156H193L192 158H187V156H185L184 158H180V157H178V153H179V155H181L182 156V154H183V152L184 151H180L179 149H177V147ZM8 147V146H7ZM53 148L54 150L56 149V151L57 150H59V152L57 151H52V149H50L51 150V154H47V150L49 149V148ZM77 147V146H76ZM75 147V148H76ZM84 147V146H83ZM92 146H91V148H93ZM99 147V146H98ZM98 147L96 146L95 148H97L98 149ZM109 147V146H108ZM113 147V146H112ZM119 147H120V145H119ZM124 147H126V146H124ZM137 147V146H136ZM145 147V146H144ZM151 147V146H150ZM149 147V148H150ZM182 147V150L184 149ZM202 147V146H201ZM200 147V148H201ZM210 147V146H209ZM209 147H207V149L209 148ZM260 147V146H259ZM6 148V147H5ZM11 148V147H10ZM9 148V149H10ZM13 147H12V149H14ZM71 148V152H69V149ZM79 148H80V146H79ZM103 148V149H104ZM114 148V147H113ZM123 148V147H122ZM152 148V149H153ZM178 148H180L181 149V147H178ZM203 148H205L204 146L202 147V149ZM248 148V147H247ZM253 148V149H254ZM7 149V148H6ZM11 149V150H12ZM88 149V148H87ZM86 149V150H87ZM145 149V148H144ZM143 149V150H144ZM252 149V150H253ZM49 150V151H50ZM74 150V149H73ZM83 150V149H82ZM85 150V152L87 153V151ZM92 150V149H91ZM90 149H88V152H90L91 151ZM112 150V151H111ZM137 151H138V147H137V149H136ZM146 150V149H145ZM148 150V149H147ZM177 150H179V151H177ZM190 150V151H189ZM197 150H199V148L197 149ZM8 151V150H7ZM15 152V149L14 150H12V152ZM111 151V152H110ZM122 151V152H121ZM140 151V150H139ZM142 151V150H141ZM201 151V150H200ZM231 151V150H230ZM242 151V150H241ZM9 152H11L10 150H9ZM9 152L7 153L6 151L4 152V153H7L8 154V156H9ZM12 152L10 153L11 155H12ZM78 152V151H77ZM115 152V151H114ZM181 152H182V154H181ZM186 152V151H185ZM190 152H191V154H190ZM1 154H2V152H0ZM80 153H82V152H80ZM92 153H94L93 151H92ZM124 153V152H123ZM142 153H144V152H142ZM199 153V154H200ZM245 153V152H244ZM76 154V153H75ZM78 154V153H77ZM125 154V153H124ZM186 154V153H185ZM185 154H183V155H185ZM196 154V153H195ZM15 155V156H16ZM80 155V154H79ZM83 155H85V153L83 154ZM187 155V154H186ZM196 155H198V152H197V154ZM195 155V156H196ZM258 155V154H257ZM2 156H4V155H2ZM14 155H12V157H13ZM136 156V155H135ZM134 156V157H135ZM200 156H201V154H200ZM199 156V157H200ZM244 156V155H243ZM7 157V156H6ZM10 157V159H11V161L15 158V157H13V159L11 158V156H9ZM9 157H7L8 159H9ZM57 157L59 158V159H57ZM61 157V158H62ZM76 157V156H75ZM78 157V156H77ZM80 158L82 157V155L81 156H79ZM4 158V157H3ZM7 158L5 159H3V161H7ZM16 158V159H17ZM196 158H198V157H196ZM260 158V157H259ZM0 159H1V156H0ZM20 159H21V161H20ZM48 159V162L46 161V160ZM77 159V158H76ZM79 159V158H78ZM2 160V159H1ZM1 160H0V162H1ZM15 160V159H14ZM13 160V161H14ZM83 160V159H82ZM93 160V159H92ZM120 160H122V159H120ZM138 160V161H139ZM199 160H201V159H199ZM257 160V159H256ZM10 161V160H9ZM116 161H119V162H116ZM123 161H125V160H123ZM141 161V160H140ZM202 161V160H201ZM16 162V161H15ZM14 162V163H15ZM143 162V161H142ZM40 163V164H41ZM61 162H59V164H60ZM2 164V163H1ZM77 164V163H76ZM127 164V163H126ZM137 164V163H136ZM201 164V163H200ZM6 165H8V164H6ZM16 165V164H15ZM29 165H32V167L31 168H29L28 166ZM61 166H63V164H60ZM3 166H4V162H3ZM52 166H54V165H52L51 164V167ZM10 167L12 168V167H14V165L13 166H11V164H10ZM16 167V166H15ZM37 167H38V165H37ZM41 167V166H40ZM44 167H47V166H44ZM43 167V168H44ZM113 167V169H114V166H112ZM116 167V166H115ZM120 167H121V165H120ZM1 168V167H0ZM4 168V167H3ZM17 168L15 169L17 172H18V170H17ZM33 168L31 169V170H33ZM47 169H49V168H47ZM56 169V168H55ZM54 169V167H53V171L55 170ZM9 170V169H8ZM43 170V169H42ZM45 171H46V169H44ZM120 170H122V169H120ZM119 170V171H120ZM3 171V170H2ZM5 171V170H4ZM7 171V170H6ZM10 171V170H9ZM14 171V170H13ZM16 171H14V174H15V172ZM35 171H36V169H35ZM113 171V170H112ZM127 171V170H126ZM261 171V170H260ZM16 172V173H17ZM48 172H49V170H48ZM55 172H57V171H55ZM54 172V173H55ZM105 172V171H104ZM111 172V171H110ZM25 173V171H24V173L23 172H18L16 175L17 176H15L16 178H15V183H14V192H12V193H14V195L15 194H17L16 196H20L22 199H25V201L26 202H28L29 204H28V206L30 205V202H29V200L31 201V207H32V204H36V202H33L34 201V198L36 197H34L33 196V193H34V195H35V189H34V186H32L33 184H35L36 185V183H33V181L35 182L36 180L34 179L33 181H32V171L30 172L31 173V176H30V180H29V177L27 176V174ZM35 173V172H34ZM46 173V172H45ZM54 173H51L50 172V174L52 175V174H54ZM109 173V172H108ZM112 173V172H111ZM111 173H109V174H111ZM115 173H117L116 175H115ZM123 173V172H122ZM122 173H120L121 175H122ZM3 176H4V174H3V172L1 173ZM6 174V173H5ZM8 174V173H7ZM22 174H26V175H22ZM57 174V173H56ZM113 174H111V175H113ZM246 174H248L247 175V177H249V182L247 181V182H245V179L244 178H246ZM1 175V176H2ZM34 175V174H33ZM40 175V174H39ZM42 175H43V173H42ZM41 175V176H42ZM50 175V176H51ZM55 175V174H54ZM105 175H107V174H105ZM11 176H13V175H11ZM25 176H27V178H25ZM46 176V175H45ZM56 176V175H55ZM108 176V175H107ZM110 176V175H109ZM108 176V179L110 178ZM106 177V176H105ZM111 177H113V176H111ZM121 177V176H120ZM124 177V176H123ZM178 177V178H177ZM4 178H6V176H4L3 177V179ZM12 177H10V179H11ZM43 178V177H42ZM51 178L52 177H50L49 179L51 180ZM56 177H54V179H55ZM58 178V177H57ZM56 178V181L58 182L59 180ZM107 178V177H106ZM119 178V177H118ZM117 178V179H118ZM177 178V180H175ZM260 178V177H259ZM9 179V178H8ZM48 179V178H47ZM48 179V180H49ZM54 179H52L53 181H54ZM60 179V178H59ZM221 179H223L224 181H225V183H224V185L223 186H219L216 182L219 180H221ZM248 179V178H247ZM0 180H1V177H0ZM5 180V179H4ZM13 180V179H12ZM107 180V179H106ZM175 180V181H174ZM38 181V180H37ZM36 181V182H37ZM40 181V180H39ZM44 181V180H43ZM61 181V180H60ZM135 181V182H134ZM259 181H260V179H259ZM8 182H10V181H8ZM41 182H42V180H41ZM44 182H47L46 181V179H45V181ZM55 182V181H54ZM54 182H53V185L54 186H56L55 184H54ZM105 182H107L106 184H107V186L105 187V189H106V192L104 191V193H103V191H101L100 189H102V188H99L98 187V185L99 184H102V183H105ZM7 183V182H6ZM38 183H40V182H38ZM49 183V182H48ZM50 185H51V182L49 183ZM105 184V185H106ZM217 184V185H216ZM2 185V184H1ZM8 185V186H7ZM9 185H11V184H4V186H5V189H4V191L5 192H7V193H11L10 191H12V185L11 186H9ZM45 185H47L48 186V184L46 183ZM52 185V186H53ZM104 185V184H103ZM31 186L33 187V188H31ZM99 186H102V185H99ZM227 186V187H226ZM228 186H229V188L231 187L232 188V190H231V188L229 189L228 188ZM12 187V188H11ZM41 187H42V185H41ZM44 187V186H43ZM51 187V186H50ZM104 187V186H103ZM25 188H27L28 189V191L26 192V191H24V190H27V189H25ZM49 188V187H48ZM48 188H46L47 189V191H49V193H51L50 191L53 189V188H51V189H48ZM31 189L32 190H34V191H31ZM38 189V188H37ZM40 189V188H39ZM55 189H53V190H55ZM111 189H116V190H119L118 192V194L116 195V196H114L113 197V194L112 195H110V196H112L113 197V201L111 202V204L109 205V206H111V207H108V208H106V206H104L103 208H101V207H99L98 206V204L100 203V201L102 200V202H103V200H105V199H102V197H101V195L102 194H110V191H112ZM133 189V190H132ZM40 190H42V188L40 189ZM52 190V191H53ZM229 190H231L230 192H229ZM253 190V189H252ZM1 191V190H0ZM3 191V192H4ZM38 191V190H37ZM43 191V190H42ZM202 191H206V193H204L203 194V192ZM32 192V193H31ZM39 192V191H38ZM46 192V191H45ZM199 192H202V194H199ZM44 193V192H43ZM42 193V194H43ZM81 193H83V195H81ZM111 193H114V192H111ZM230 193V194H229ZM245 193V192H244ZM1 194V193H0ZM4 194V193H3ZM6 194V193H5ZM36 194H38V193H36ZM46 194H48L47 192H46ZM116 194V193H115ZM103 196V195H102ZM107 196V195H106ZM5 197V196H4ZM8 197V196H7ZM12 197V196H11ZM18 198V199H21V198ZM104 197V196H103ZM109 197V196H108ZM15 198H17V197H15ZM15 198H14V200H15ZM38 198V197H37ZM43 198V197H42ZM41 198V199H42ZM49 198V197H48ZM48 198H46L45 197V199L47 200ZM124 198V199H123ZM245 198V197H244ZM9 199H11V198H9ZM59 199V201H57ZM112 199V198H111ZM8 200V199H7ZM12 200H13V197H12ZM13 200V201H14ZM17 200V199H16ZM43 200V199H42ZM45 200V201H46ZM9 201V200H8ZM20 201V200H19ZM22 202H24L23 200H21ZM20 201V202H21ZM37 201H38V199H37ZM41 201V200H40ZM48 201H49V199H48ZM33 202V203H32ZM44 202V201H43ZM101 202V203H102ZM105 202H106V200H105ZM109 202H110V200H109ZM109 202H107V203H109ZM229 202H231V201H229ZM244 202V201H243ZM242 202V203H243ZM250 202V201H249ZM252 202V201H251ZM16 203H18V202H16ZM90 203H93V204H90ZM14 204V203H13ZM13 204H11V205H13ZM232 204V206H233V204H234V202H231L230 203V205ZM241 204V203H240ZM19 205H20V203H19ZM49 205H52V204H49ZM96 206L97 205V208L96 207H94L93 208V206ZM104 205V204H103ZM247 205V204H246ZM7 206V205H6ZM15 206H16V204H15ZM15 206H13V207H15ZM17 206H18V204H17ZM16 206V207H17ZM26 206V205H25ZM40 206V205H39ZM43 206V205H42ZM48 206V205H47ZM100 206H101V204H100ZM241 206V205H240ZM20 207H22L21 208V212H23V210H24V207H23V204H22V206H20ZM19 206H18V208H20ZM27 207V206H26ZM31 207H29V208H26V209H31ZM35 207V206H34ZM44 207H46V206H44ZM53 207V206H52ZM99 207V208H98ZM112 207H114V209H112ZM255 207V206H254ZM261 207V206H260ZM8 208H9V206H8ZM38 208V207H37ZM48 208H50L49 206H48ZM54 208V207H53ZM61 208V207H60ZM60 208H57V210L58 209H60ZM234 208V207H233ZM244 208V207H243ZM257 208V207H256ZM5 209V208H4ZM45 209V208H44ZM52 209V208H51ZM235 209H240V208H235ZM6 210V209H5ZM11 210H12V208H11ZM16 210V209H15ZM50 210V209H49ZM53 210V209H52ZM51 210V211H52ZM241 210H242V207H241ZM26 212H27V210H25ZM24 211V212H25ZM34 211V213H35V211H36V207L34 208V210H31V212H33ZM45 211H48V209L47 210H45ZM60 211V210H59ZM63 211V210H62ZM232 211H233V209H232ZM244 211H245V208L242 210V212L244 213ZM252 211H256V210H253V208H252ZM251 211V212H252ZM258 211V210H257ZM12 212V214H14V212L13 211H11ZM17 212V210L15 211V213ZM24 212L22 213L23 215H24ZM31 212H27L28 214H30ZM50 212V211H49ZM241 212V213H242ZM19 212H17V214H18ZM25 214V216L26 215H28V214ZM42 213V212H41ZM44 214H45V212H43ZM54 213H56V212H54ZM249 213V212H248ZM253 213V212H252ZM31 214H33V213H31ZM30 214V215H31ZM47 214V213H46ZM45 214V215H46ZM51 214V213H50ZM259 214V213H258ZM262 214V213H261ZM16 214H14L13 216H15ZM20 215V213L18 214V216ZM23 215H21V216H23ZM29 215V216H30ZM33 215H36V214H33ZM37 215H39V214H37ZM36 215V216H37ZM53 215V214H52ZM55 215V214H54ZM57 215V214H56ZM61 215V214H60ZM233 215L234 216H236V217H233ZM255 215H257V214H255ZM8 216V215H7ZM18 216L16 217L17 219H19L18 218ZM28 216V217H29ZM32 216V215H31ZM30 216V217H31ZM47 216V215H46ZM46 216L44 217V218H46ZM51 216V215H50ZM104 216H107L108 217V219H102V217H104ZM248 216V215H247ZM251 216V215H250ZM20 217V216H19ZM27 217V216H26ZM26 217H22V219H20V220H22L23 222H24V220H23V218H25L26 219ZM55 217V216H54ZM61 217V216H60ZM106 217V218H107ZM240 217V216H239ZM252 217V216H251ZM8 218H11V216L9 217L8 216ZM14 218V217H13ZM21 218V217H20ZM42 218H43V215H42ZM105 218V217H104ZM241 218H243L242 220H244V216L242 217V214H241ZM257 218V217H256ZM259 218V217H258ZM5 219V218H4ZM30 219V218H29ZM28 219V220H29ZM37 219V218H36ZM48 219V218H47ZM49 219H51V218H49ZM48 219V220H49ZM57 219V218H56ZM58 219H59V217H58ZM66 219H64V221L66 220ZM246 219V218H245ZM12 220V219H11ZM16 220V219H15ZM14 220V221H15ZM32 220V219H31ZM30 220V221H31ZM34 220V219H33ZM53 220V219H52ZM61 221H63L62 220V218L60 219ZM89 221V225H84L85 224V222H83V221ZM240 220V219H239ZM19 221V220H18ZM54 221H56L55 219H54ZM80 221H82L83 223H81ZM249 221H252V220H250L249 219ZM258 221V220H257ZM21 222V221H20ZM26 222H27V219H26ZM34 222L35 223H38V219H37V222L34 220ZM43 222V221H42ZM60 222V221H59ZM66 222V221H65ZM238 222V221H237ZM247 222H248V220H247ZM16 223H17V220H16ZM16 223H14V225L16 224ZM25 223V222H24ZM24 223H22V225H24ZM28 223H31V222H29L28 221ZM50 223V222H49ZM62 223V222H61ZM251 223V222H250ZM252 223H254L253 221H252ZM258 223V222H257ZM45 224H47V222L45 223ZM67 224V223H66ZM236 224V225H235ZM254 224H256V223H254ZM9 225V224H8ZM31 225V224H30ZM41 225H43V224H41ZM40 225V226H41ZM51 225V224H50ZM54 225V227H55V225H56V223H54L53 224ZM52 225V226H53ZM58 225V224H57ZM59 225H60V223H59ZM58 225V226H59ZM243 225H245V224H243ZM34 226V225H33ZM43 226H45V225H43ZM47 226H49V225H47ZM65 226V227H66ZM236 226H238L239 227V229H238V227L236 228ZM248 226H249V224H248ZM255 226H257V225H255ZM22 227H24V226H22ZM32 227V226H31ZM54 227H50V229L53 231V228ZM57 227V226H56ZM55 227V228H56ZM19 228V227H18ZM42 228V227H41ZM48 228V230H49V227H47ZM55 228H54V233H58V231H59V229L57 230V228H56V230L57 231H55ZM262 228V227H261ZM20 229V228H19ZM33 229V228H32ZM44 230H45V228H43ZM61 229V228H60ZM236 229H238V230H240L239 232H237L236 231ZM29 230V229H28ZM31 230V229H30ZM29 230V231H30ZM35 230V229H34ZM259 230H262V229H259ZM22 231V230H21ZM33 231V230H32ZM50 231V230H49ZM61 232H62V230H60ZM60 231H59V233L58 234H60ZM64 231V230H63ZM81 231H79V232H81ZM27 232V231H26ZM43 232V231H42ZM45 232H47V229H46V231H44L43 233H45ZM67 232V233H68ZM261 232V231H260ZM22 233V232H21ZM20 233V234H21ZM25 233V232H24ZM28 233V232H27ZM49 233H52V232H49ZM48 233V234H49ZM54 233H52V236H48V237H53V236H55V238H58V239H60L59 237H56V234L55 235H53ZM33 234V233H32ZM35 234H37V233H35ZM63 234L64 233H62L61 234V237L63 236ZM66 234V233H65ZM76 235H77V233H75ZM83 234V233H82ZM86 234V235H87ZM22 235H23V233H22ZM22 235H20L21 237H22ZM25 235V234H24ZM27 235L28 234H26V239H27ZM31 234H29V236H30ZM39 235V234H38ZM43 235V234H42ZM51 235V234H50ZM66 235H68V234H66ZM86 235H84L83 236V238L84 237H86ZM18 236H19V233H18ZM17 236V237H18ZM32 236V235H31ZM35 236V235H34ZM37 236V235H36ZM44 236H46V234L44 235ZM68 236H70V234L68 235ZM79 236V235H78ZM82 236V235H81ZM80 236V237H81ZM39 237H41L40 235H39ZM39 237L38 238H35V239H39ZM47 237V236H46ZM66 237V236H65ZM65 237H63V238H65ZM73 236H71L70 238H72ZM25 238V236H23V239ZM74 238H76L75 236H74ZM23 239L21 240V241H23ZM44 239V238H43ZM42 239V240H43ZM46 239V238H45ZM52 239V238H51ZM51 239H48V241L50 242V240ZM66 240H68L67 238H65ZM64 239V240H65ZM77 239V238H76ZM78 239H79V237H78ZM241 239V242L240 243H238L237 242V240L239 241ZM15 240L16 239H14V243H15ZM56 240V239H55ZM65 240V242L64 243H66L67 241ZM83 240V239H82ZM81 240V241H82ZM19 241V240H18ZM18 241H16V242H18ZM28 241H31V240H27V242ZM53 241H54V239H53ZM70 241V240H69ZM68 241V242H69ZM85 241H86V239H85ZM26 242V243H27ZM35 242V241H34ZM49 242H47V243H49ZM61 242H63V241H61ZM236 242H237V246L235 245V246H233L234 245V243L236 244ZM258 242H261L259 245H258ZM52 243V242H51ZM71 243V242H70ZM13 244V243H12ZM17 244V243H16ZM40 244V243H39ZM42 244V243H41ZM58 244V243H57ZM56 244V246L55 247H58V245ZM60 244H62V243H60ZM59 244V247L61 248L62 246ZM75 244V243H74ZM73 244V245H74ZM22 245H23V243H22ZM21 245V246H22ZM30 245V244H29ZM29 245H26L27 247H29ZM45 245H46V243H45ZM76 245H77V242H76ZM79 245V244H78ZM85 245V247H87V245H86V243L84 244ZM83 245V246H84ZM91 245V246H90ZM262 245V244H261ZM19 246V245H18ZM26 246H24L23 248L24 249H26ZM33 246V245H32ZM44 246V245H43ZM49 248H50V246L49 245H47ZM65 246V245H64ZM72 246V245H71ZM31 247V246H30ZM35 247H36V245H35ZM70 247V246H69ZM74 247V246H73ZM246 247V248H245ZM32 248V247H31ZM43 248V247H42ZM47 248L48 249V251H50V249L52 248ZM54 248V247H53ZM60 248H58V250L60 251ZM40 249V248H39ZM44 249H46L45 247H44ZM43 249V250H44ZM62 249V248H61ZM70 249V248H69ZM72 249H74V248H72ZM106 249H110V250H112L111 252H113L114 250H116V251H118V253H114V254H105V251H106ZM251 249H255L256 250V254H253V252H251L250 250ZM22 250V249H21ZM34 250V249H33ZM41 250V249H40ZM53 249H51V251H52ZM57 250V249H56ZM64 250V249H63ZM66 250V249H65ZM71 250V249H70ZM75 250V249H74ZM254 250V251H255ZM24 251V250H23ZM36 251H38V249L36 250ZM35 251V252H36ZM48 251H46V252H48ZM59 251H56V252H59ZM73 251V250H72ZM64 252H65V254H66V251H63V254H64ZM43 253V252H42ZM44 253H45V251H44ZM49 253V252H48ZM47 253V254H48ZM51 253V252H50ZM53 253V252H52ZM67 253H69L70 255L73 253H71V252H67ZM76 253V252H75ZM35 254V253H34ZM54 254V253H53ZM52 254V255H53ZM56 254V253H55ZM59 254V253H58ZM94 254V255H93ZM19 255V254H18ZM26 255H28V254H26ZM25 255V256H26ZM46 255V254H45ZM44 255V256H45ZM49 255V254H48ZM80 255V254H79ZM86 255V256H87ZM16 256H17V254H16ZM38 256H40V255H38ZM42 256V255H41ZM64 256V255H63ZM14 257V256H13ZM21 257V256H20ZM19 257V258H20ZM30 257V256H29ZM45 257H47V256H45ZM44 257V258H45ZM55 257V256H54ZM54 257H53V259H54ZM56 257H57V255H56ZM77 257V256H76ZM15 258V257H14ZM23 258V257H22ZM21 258V259H22ZM38 258H42V257H38ZM71 258V257H70ZM82 258V257H81ZM86 258V257H85ZM94 258V259H95ZM24 259V258H23ZM29 259V258H28ZM31 259V258H30ZM78 259V258H77ZM76 259V260H77ZM7 260V259H6ZM5 259H4V261H6ZM14 260V259H13ZM12 260V261H13ZM25 260H27V257H26V259ZM40 260H42V259H40ZM46 260V259H45ZM58 260V259H57ZM3 261V260H2ZM12 261H10V262H12ZM15 261V260H14ZM28 261V260H27ZM70 261V260H69ZM68 261V262H69ZM15 262H19V261H15ZM32 262V261H31ZM34 262H35V260H34ZM41 262V261H40ZM73 262V261H72ZM82 262V261H81ZM80 262V263H81ZM25 263H27V262H25ZM28 263H29V261H28ZM42 263V262H41ZM75 263V262H74ZM79 262H78V264H80ZM94 263V262H93ZM17 264V263H16ZM22 264H24V262L22 263ZM102 264V263H101Z\"/></svg>",
    "mask_w": 264,
    "mask_h": 264
},
{
    "label": "rangeland",
    "instance_id": "rangeland-1",
    "mask_svg": "<svg viewBox=\"0 0 264 264\" xmlns=\"http://www.w3.org/2000/svg\"><path fill=\"white\" fill-rule=\"evenodd\" d=\"M78 1V2H77ZM83 1H86V2H83ZM91 1V2H90ZM94 0H0V94L1 95H3L2 93H3V91L5 90V89H7V85H8V88H12V87H14L15 85H17V81L19 82V80L21 81V80H23L24 81V83L25 82H27V83H31V84H35V86H38V87H43L46 83H48L49 81H50V79L48 80V78H49V76L51 75V73H50V71H49V69L50 68H52L51 67V65L53 64V65H55V62H56V64L59 62V63H62V61H63V52L61 53V51H62V47H63V45L64 44H67L69 41H66V40H68V39H70V41L71 42H75V44H79V45H82L83 46V48H84V50L85 51H89L90 53H87L88 54V56L91 54V52H92V54H91V56H87V54H81V57H82V55H84V57H82L83 59H82V62H83V60L86 58V57H88V58H86L87 60V62L84 60V62H83V64H82V66L84 67V65L85 64H87V66H90V65H94L99 59H101V57L99 56V55H103L102 56V61H104V58L106 59V57H107V55L110 57V58H108L107 57V64L108 65H106L107 66V68H109V69H107V68H105L106 66L105 65H103V67H104V69H107L106 71H104V69H102L101 71H100V73L98 74V76H93V78H95V81L94 80H92L91 82L89 81V80H87V79H80V81L81 82H79L80 83V85L81 86H84V84L85 85H87V84H89V82H90V84L91 83H94V84H91V85H93V87H98V88H94L95 89V91H94V89L91 87V86H87V88L88 89H86L85 88V90H82L81 91V93H82V95L80 94V92L78 93V95L79 96H82L83 97V99H80V98H82V97H77L78 95H76L75 96V98L77 99V98H79L78 100L81 102V105L82 106H78L79 107V109H81V108H83V110L85 111V113L87 114V113H93V115L95 116V115H97L96 116V118L90 123V124H83V128H82V126L79 128L80 130H78L77 128H73L72 129V131H71V134L72 135H74V136H72L73 138H77V136H78V138H80V140H82V138L80 137V136H82L83 134H85V137L83 138V142H82V144L80 145V144H78L77 142H74V143H76V144H74V148L72 147V151L73 152H75V153H70V155H72L73 156V158L76 160V162H75V166L77 165L78 167L81 165V166H83V165H87V164H89V163H91V161H94V159H95V157L97 156V154H96V156L95 155H93V154H95L96 152L94 151V150H97V151H100V149H101V151H102V153H104L103 152V150H105V152L107 151H109L111 148H112V152L111 153H116L117 151H118V148H120L119 150H123L124 149V153L122 152V154L121 153H119V156L121 157L120 159H122V160H120L119 159V161H121V162H119V161H116V162H119L120 164H118V163H116L115 165H112V166H114V169H113V167L111 166V168H110V170L109 169H107V170H103V172L102 173H104V178H105V181H116V180H122V179H120V178H125V176L126 175H128V174H131L133 171L130 169V171H132L131 173H129L130 171H129V169H125V173H124V168L125 167H128V166H125V165H128L129 163L131 164L133 161L132 160H136L137 158H138V155L141 157L142 155L144 156V158H141L139 161L137 160L135 163H133V164H135V165H137V167H138V165L139 164H141V163H144V160H145V156L146 157H150L149 156V154H148V152L150 153V151L151 152H153L154 151V146H153V143H152V130H151V128L150 127H152V124L154 123V121H155V118L154 117H156V115L158 114L159 116H157V117H159L160 118V127H159V129H160V131H159V140H161V138H162V140H164V139H167V140H164V142H169V138H166L167 136H168V133H170V131L174 128V125L176 124V121L178 122V119L176 120V118H177V116L180 114V113H182L183 112V110L184 111H187L188 109L190 110V108L189 107H191V106H194L193 105V103L194 104H197L198 103V100L200 99V92L199 91H201V88L198 86V84H197V81H195L194 80V77H195V73H194V71H195V69H194V64L196 63V61L197 60H199L200 58H202L203 56L205 57V54H207L208 53V50H209V46L211 45V48H213L212 46H214V44L212 43L214 40H215V36H214V38H213V36H210L209 35V33H208V21H206L205 23H204V25H203V27L205 28H202L201 30H203V31H198V30H196L197 29V25H194V27H192V26H187V25H189V24H186L185 23V25H184V23L182 24L183 26H178V24H176V22H177V20H172V16L174 17V16H176V15H174V14H178V13H180V11H179V7L181 8V7H184L186 4L185 3H183V2H181V4H183V5H181V4H179V5H173V4H170V1L169 0H164V2H163V0L162 1H160V0H152L151 2H150V0H100V1H102V2H99L98 0H95L94 2H93ZM123 1V2H122ZM131 1H132V3H131ZM135 1V3H133ZM145 1V2H144ZM147 1V2H146ZM154 1H155V3H159V5H157V4H155L154 3ZM157 1V2H156ZM232 1H234V0H232ZM81 2H82V4H81ZM99 2V3H98ZM104 2V3H103ZM120 3L119 5L118 4H115V3ZM138 2V3H137ZM241 2V4L243 3V1H240ZM240 2L238 3V4H240ZM256 2H258V3H256ZM256 4H254V6L256 7V5H258L260 8L262 7V8H264V4H262V3H264V0H256ZM98 3V4H97ZM106 3V4H105ZM115 5H114V4ZM127 3H129L128 4V6H127ZM149 3V4H148ZM153 3L155 4V5H153ZM160 3H161V5H163L164 7H165V9H166V7H167V9H166V12L165 13H168V17H170L171 18V20L170 21H168L169 19H168V17H166V18H163L160 22H158V27L156 28V27H154L153 29H151L150 28V26H148V24H145L144 25V27L145 28H148V30H147V32L146 31H138V33H139V35H141V36H139L138 35V33H137V35L139 36H135L136 38H134V34H136V30L135 29H133L135 32H131V30L129 31L130 32V34H131V36L133 35V37H132V39L133 40H135V39H137V40H139L140 39V42H135V46H137V44H138V46L135 48L136 50H140V51H138V52H140L139 53V58H136L135 57V61L137 60V62L138 63H136L135 61H134V51H133V49H131L129 46H125L124 44H123V42H121V44H123V46H125L126 48L128 47V48H130V50L128 49V51H127V49L125 48V47H123V60H122V62L124 63V61H125V63L126 64H128V62H129V64H133V61H134V65H126L125 63L123 64L122 62H120L121 64V68H125V69H127L128 70V73H126V72H122V73H125V74H122L120 71H119V75L120 74H122L121 76H122V79L123 78H125V81L123 82V80L122 79H120L119 80V78L117 77V74H116V72L117 71H115L114 69H116V68H114L113 66H112V64H114L115 62L114 61H116V59H114V58H116V56L113 54V56H111V55H109V54H107L108 53V51L106 50V51H104V52H100V49H99V51H98V53H97V51L95 50L96 48V46L98 47V46H100V44L101 45H105L106 47H107V43H103L104 41L103 40H101V38H102V35H103V31L102 30H104V33H106V31L105 30H107V33L109 32V34H107V35H110L111 34V31H109V30H112V29H109V28H111V26H110V22H111V20H113V16H115V14L114 13H116V10L118 11V9H119V11L117 12V13H120V12H123L124 10L123 9H127V10H130L131 8H134V7H137L139 4V6H141L142 8H144V10L145 11H148V9L147 8H149V9H152V7L154 8L156 5L157 6H160ZM169 3V4H168ZM84 4V5H83ZM101 4V5H100ZM109 4V5H108ZM126 4V5H125ZM135 4H137V5H135ZM149 5V7H147L148 5ZM93 5V6H92ZM98 5H100V6H98L99 7V9L98 8H96ZM104 5H105V7H104ZM112 5V7H110ZM121 5H123L124 6V8H123V6H121ZM133 5V6H132ZM144 5V6H143ZM151 5H152V7H151ZM103 8H102V7ZM109 6V7H108ZM116 6H118V7H116ZM120 6V7H119ZM156 6V7H157ZM202 6H204V4L202 5ZM258 6H257V8H254L253 6H250V5H248V4H245L244 6H240L241 7V9H240V11L242 12V11H244V12H242L241 13V18H243L242 20V22H243V24H244V33H246V34H244L243 35V37H244V41L243 42H241L240 44H239V49H238V51H239V56H237V59L239 60V58H241V60H236L235 59V61H231V60H228V62H227V60H223L222 62H227V63H229V64H227L226 65V63L224 64V68H225V72L227 73V74H229L228 75V78H227V74L226 73H224L223 72V77H224V79H228L229 81H230V86L233 84V82H234V84L231 86V87H233L234 88V93L235 94H233V91H232V88H230L231 89V92H229L228 93V91L226 92V94L227 95H229L230 93H232V94H230V96H234V95H236V93H238V95H237V97L236 96H234L233 97V100H232V97H230L229 96V98L226 96V97H223L224 99L226 98H228V100H224L223 99V101L220 99V103L223 105V108H221V107H219L218 109H219V113H221L219 116H218V118L216 119L215 118V120L214 121H216V122H214V121H211L210 120V123L209 122H207L208 124H205V125H207V126H205V128H203L202 127V125H200V127H202V128H200L199 126L197 127H195V125H191L190 127H194L195 129H197V128H200L201 130H206V131H204V133H203V131L202 132H199L198 130H200V129H197V130H195L194 128V130H195V135H194V132H193V136H194V138H195V142L194 143H196V145H194V143H193V145L195 146V148H196V146L197 145H199V144H201V142L200 141H202V144H204V145H202L201 144V146L203 147H205V148H203L202 149V147L200 148V147H198L197 146V149L199 148V150H197V149H193V151L192 152H195V151H197L198 152V155H196L197 154V152H195V153H193L192 155H194V157L195 158H193V159H198L197 161H200V163H197V164H195V162H196V160H194L195 162H194V165H202L204 162H205V157L204 156H202V153H200V152H203L204 151V153H203V155L205 154V152H206V150H208V151H210V150H212L211 149V147L212 146H214V148H216L217 146H219V145H224V142H225V145L226 144H228V142H230V140H231V142H230V144H229V148H227V153H231L233 150L235 151V149H237L236 147H234V146H236V144L234 145L233 144V139L235 138V139H237V140H235L236 142L238 141V139H240L239 141L241 142V141H244L245 142V145H247L246 147H243V148H240V150H239V152L242 154V156H241V158L242 157H246L247 155H251V154H249V153H253L254 152V150H255V152H256V157L253 159V158H251L250 160H252L253 162L255 161L256 163H257V165L260 167V170H259V173L257 174V182H256V184L257 185H254L253 187H252V189L250 188V189H248L247 190V188H249V187H246V189L244 190V192H241V196H242V202L240 201V203H239V207H237L238 205H237V202H235L234 200L232 201L231 199H234L233 198V196L234 195H232L231 196V194L233 193L232 191V188H231V190H229V192L231 193H229L230 195L229 196H227L228 198L227 199H229L228 200V204H229V212H234L235 211V213H234V215L237 213V214H239V215H236L238 218H234V219H236V220H234V221H236V224L238 223L239 225H240V230H245V228H246V230L247 231H249L248 230V228H250V230L252 229L251 227H253L254 229H255V232H257V234L259 233V235H262L261 233H264V124H262V123H264V118H262V117H264V91H261V90H264V80H262V79H264V78H262V77H264V74H261L260 72L261 71H264V67H262V66H264V63H262V62H264V58H262V57H264V54H262L261 55V53H258L257 54V56H260V58L259 59H257L258 57L255 55V53H253L254 51V43L255 42H253V39H254V41H255V39L257 38L256 36L259 34L258 32V30H259V27H260V24L258 23V20H259V15L261 14V12L259 11L260 9L258 8ZM94 7V8H93ZM101 7V8H100ZM113 7H115L116 8V10H115V8L112 10V8ZM128 7H131V8H129L128 9ZM106 8V9H105ZM110 9V10H108V9ZM123 10H121V9ZM205 8V6L204 7H202V9H204ZM254 9V10H252V12L253 13H251V11H250V9ZM100 10L101 12H103V10H104V12L106 13L107 11V13L106 14H104V12H103V17H104V19L105 18H107V14H109V16H108V18L107 19H105V21H106V25H108V26H105V25H101V24H99V22L101 21V18H99V16H97V15H99V12L100 11H98V10ZM103 9V10H102ZM173 9V10H172ZM257 9V10H256ZM84 10V11H83ZM169 12H168V11ZM110 11V12H109ZM113 11H114V13H113ZM149 11H151V10H149ZM173 11V12H172ZM85 12V13H84ZM172 12V13H171ZM176 12V13H175ZM245 12H246V14H247V16H245L244 14H245ZM254 12H256L257 14H254ZM98 13V14H97ZM113 13V14H112ZM89 14V15H88ZM140 13L138 12V15H139ZM162 13H158L157 15H156V17H159V15H161ZM172 14V15H171ZM244 16H243V15ZM252 14H253V16H252ZM259 14V15H258ZM73 15H75V16H73ZM77 15V16H76ZM81 15V16H80ZM84 15V16H83ZM91 15H93V16H91ZM96 15V16H95ZM100 17H102V14L100 13ZM136 15H137V13L135 14V15H132V16H134V17H136ZM137 15V16H138ZM258 15V16H257ZM68 16V17H67ZM87 18H86V17ZM89 16H91L90 18H89ZM201 16V15H200ZM72 17V18H71ZM75 17H76V19H78V20H73V19H75ZM98 17V18H97ZM102 17V18H103ZM113 17V18H112ZM134 17H132V18H134ZM184 17V16H183ZM257 17H258V19H257ZM68 18V19H67ZM91 19V18H93V19H91V21L93 20V23H90V20L89 19ZM111 18V19H110ZM155 18V17H154ZM246 18V19H245ZM253 18H255L256 20H254ZM67 19V20H66ZM84 19V20H83ZM95 19H99L98 21L99 22H97V20H95ZM152 19V18H151ZM158 19V18H157ZM69 20V21H68ZM71 20H72V22H71ZM87 20H89V21H87ZM109 20H110V22H109ZM245 20V21H244ZM95 21V22H94ZM246 21H247V23H246ZM251 21V22H250ZM256 23H255V22ZM79 24H78V23ZM83 22H85V23H83ZM89 24H88V23ZM98 24H97V23ZM153 23H155L156 24V22H154V21H152ZM169 22V23H168ZM174 24H173V23ZM245 22V23H244ZM253 22H254V24H253ZM139 23V22H138ZM137 23V24H138ZM171 23V24H170ZM71 24H73V25H71ZM77 24V25H76ZM82 24V25H81ZM88 24V25H87ZM92 24V25H91ZM93 24H94V26H93ZM98 26H96V25ZM162 24V25H161ZM176 24V25H175ZM250 24H252L251 26H250ZM259 25V26H257V25ZM75 25V26H74ZM80 25V26H79ZM101 25V26H100ZM146 25H147V27H146ZM72 26V27H71ZM105 27V28H103V29H101V27ZM110 26V27H109ZM165 26V27H164ZM178 26V27H177ZM195 26H196V28H195ZM246 26H248V27H246ZM254 26V27H253ZM256 26V27H255ZM71 27V28H70ZM75 27V29H73ZM89 28V30L87 29V28ZM93 27V28H92ZM106 27H108L107 29H106ZM160 27V28H159ZM190 27V28H189ZM258 27V28H257ZM96 28H98V29H96ZM164 28H166V29H164ZM249 29V30H246V29ZM253 28H254V30H253ZM68 29V30H67ZM151 29V30H150ZM159 29V30H158ZM255 29H257V30H255ZM70 30V31H69ZM74 30V31H73ZM98 30V31H97ZM101 30V31H100ZM132 30V31H133ZM150 30V31H149ZM191 30H193V31H191ZM73 31V32H72ZM79 31H81V32H79ZM86 31V32H85ZM90 31V32H89ZM92 31H96V32H92ZM99 31H100V33H99ZM113 31V30H112ZM191 31V32H190ZM198 33H197V32ZM246 31V32H245ZM72 32V33H71ZM75 32V33H74ZM79 32V33H78ZM145 32V34L147 35V36H144V37H142L143 36V33ZM199 32H201V33H199ZM203 32V33H202ZM249 32V33H248ZM252 32H255V33H253V35L255 36H252ZM69 33V34H68ZM89 33V34H88ZM114 33V32H113ZM133 33V34H132ZM251 33V34H250ZM72 34V35H71ZM84 34H88V35H91V34H93V35H95V36H91V38L93 39V41H92V39L90 38V36L88 37V35L86 36H82V35H84ZM98 36H100V37H97L96 38V36L97 35ZM102 34V35H101ZM243 33H241V35H242ZM248 34V35H247ZM69 35V36H68ZM77 35H79V37L77 36ZM81 35V36H80ZM66 36V37H65ZM251 36H252V38H251ZM68 37V38H67ZM70 37V38H69ZM79 39H78V38ZM85 37H88V38H85ZM245 37H248V38H246L247 40H245ZM66 38V39H65ZM86 40H85V39ZM100 38V39H99ZM143 38H146V39H144V40H146V43H144V40H143ZM152 38V39H151ZM211 38L213 39L212 41H211ZM72 39V40H71ZM81 39V40H80ZM84 39V40H83ZM99 39V40H98ZM155 39V40H154ZM251 39V40H250ZM45 41L46 42V45H45V42H42V41ZM47 40V41H46ZM49 40V41H48ZM58 42H56V41ZM63 40H64V42H63ZM96 40H97V42H98V44H97V42H96ZM143 40V41H142ZM184 40V41H183ZM208 40V41H207ZM248 40H250L251 41V43H249L250 41H248ZM43 43V45L40 43ZM53 43V44H50L51 42ZM80 41V42H79ZM83 41L86 43V45L85 44H81V43H83ZM91 43H90V42ZM103 41V42H102ZM150 42V43H148V42ZM154 41V42H153ZM183 41V42H182ZM207 41V42H206ZM245 41H247V42H245ZM35 43V45H34V43ZM48 42V43H47ZM56 42V43H55ZM60 42V43H59ZM92 42H94V44L92 43ZM99 42H100V44H99ZM143 42V43H142ZM152 42V43H151ZM178 42H179V44H178ZM33 43V44H32ZM137 43V44H136ZM140 43H141V45H140ZM151 44L150 46L148 45V44ZM175 43V44H174ZM243 43V44H242ZM247 43L248 44H251V46H252V48H251V46L249 45H247ZM61 44H63V45H61ZM89 44H91V45H89ZM213 44V45H212ZM246 44V45H245ZM23 45H25V46H23ZM34 45V46H33ZM39 45V46H38ZM52 45V46H51ZM61 45V46H60ZM92 45H94V46H92ZM175 45H179V46H181L182 47V45L183 46H185L187 49H186V51H184V53H182V54H180V57H179V54H177V52H174L175 50L173 49V48H176V46ZM242 45V46H241ZM23 46V47H22ZM31 46H33L32 48H31ZM38 46V47H37ZM43 46V47H42ZM85 46V47H84ZM92 46V47H91ZM141 46V47H140ZM152 46V47H151ZM157 47V48H155V49H158V50H155V51H153V47ZM175 46V47H174ZM245 46V47H244ZM25 47V48H24ZM39 47H41V48H39ZM54 47H55V49H54ZM57 47V48H56ZM59 47H61L60 49L61 50H59ZM89 47V48H88ZM90 47H91V50H94V51H91L90 50ZM140 47V48H139ZM147 47V48H146ZM148 47H149V49H148ZM166 47V49H164ZM170 47H173V48H169ZM241 47V48H240ZM246 47H248V48H246ZM249 47L252 49H249ZM24 48V49H23ZM34 48V49H33ZM47 48H48V50H47ZM64 48V47H63ZM87 48V49H86ZM93 48V49H92ZM110 47H108L107 49H109ZM126 50H125V49ZM142 48V49H141ZM143 48H144V50H143ZM150 48H152L151 49V51H150ZM169 49V51H167L168 49ZM245 48V49H247L248 50V52H246L247 50H243V49ZM52 49V50H51ZM160 49V50H159ZM163 49H164V51H163ZM50 50V51H49ZM146 50V51H145ZM174 50V51H173ZM47 51V52H46ZM60 51V54H62V55H60L58 52ZM87 51V52H88ZM128 52V54H129V58H128V54L127 53H125V52ZM133 51V52H132ZM141 51H143L142 53H141ZM171 51L172 52H174V53H172L171 54ZM204 51V52H203ZM206 51H207V53H206ZM238 51L236 52V54L238 53ZM249 51H253L251 54H249L250 52ZM45 52V53H44ZM130 52V53H129ZM148 52V53H147ZM48 53V54H47ZM94 53V54H93ZM100 53V54H99ZM106 53V54H105ZM149 53H151V54H149ZM168 53H170V54H168ZM242 53V54H241ZM243 53H244V55H243ZM46 54V55H45ZM51 54V55H50ZM53 54H55V55H53ZM96 54V55H95ZM99 54V55H98ZM125 54V55H124ZM146 54H148V55H146ZM174 54H176V55H174ZM242 56H241V55ZM249 54V55H248ZM50 56V57H48V56ZM60 55V56H59ZM85 55H86V57H85ZM94 55V56H93ZM97 55L99 56V57H97ZM142 55V56H141ZM151 55V56H150ZM170 55H172V56H170ZM251 55H252V57H251ZM44 56V57H43ZM46 56V57H45ZM56 56V57H55ZM79 56H80V53H79ZM133 58V61L132 60H130V58L131 57ZM166 56H168L169 58H166ZM178 56V57H177ZM244 56L246 57V58H244ZM249 56V57H248ZM254 56V57H253ZM255 56H256V58H255ZM51 57H53V58H51ZM171 57H173V58H171ZM175 57V58H174ZM50 58V60H47V59H49ZM58 58V59H57ZM77 58V57H76ZM94 58V59H93ZM96 58V59H95ZM98 58V59H97ZM113 58V60H111ZM180 58V59H179ZM262 58V59H261ZM31 59V60H30ZM37 59V60H36ZM60 59H62V61H59ZM78 59V58H77ZM90 59H92V60H90ZM111 60V62L109 61V60ZM129 59V60H128ZM164 59V60H163ZM170 59V60H169ZM246 59H248L247 61H246V63L244 62ZM250 59V60H249ZM257 59V60H256ZM260 59L262 60V61H260ZM20 60H21V62H20ZM26 60V61H25ZM30 60V61H29ZM36 60V61H35ZM53 60H54V62H53ZM57 60V61H56ZM96 60V61H95ZM176 60V61H175ZM46 61V62H45ZM90 61H91V63H90ZM127 61V62H126ZM130 61L132 62V63H130ZM179 61H181V62H179ZM230 61V62H229ZM237 61V62H236ZM252 61H253V63L255 64L256 63V65H253V63H252ZM258 61V62H257ZM28 62H30V63H28V65H27V63ZM32 62H33V64H32ZM40 62V63H39ZM45 62V63H44ZM48 62H50V63H48ZM114 62V63H113ZM178 62V63H177ZM234 62V63H233ZM35 63H38V64H35ZM46 63H47V67H44V66H46ZM57 64L58 66H59V72H63V70H61V69H63V68H60V67H62L61 66V64ZM88 63H89V65H88ZM154 65H153V64ZM180 63V64H179ZM231 63H233L234 64V67H233V65L231 64ZM235 63H237L236 65L238 66V68H237V66L235 65ZM243 65H242V64ZM249 63V64H248ZM250 63H252V64H250ZM261 64V67H259L260 65L259 64ZM22 64V65H21ZM25 64H26V66H25ZM31 64V65H30ZM41 64V65H40ZM104 64H106V62L104 61ZM111 64V65H110ZM177 64H179V65H177ZM239 64H240V66H239ZM259 66H258V65ZM25 66V67H28L29 65V67L26 69L25 67H24V70H23V67L22 66ZM37 65V66H36ZM43 65V66H42ZM50 65V68L48 69V66ZM52 65V66H53ZM110 65V66H109ZM123 65V66H122ZM181 65L184 67H181ZM229 65H231L232 66V68H231V66L229 67ZM250 65V66H249ZM20 66H21V68H20ZM31 66H33V67H31ZM86 66V65H85ZM109 66V67H108ZM112 66V67H111ZM128 66V67H127ZM132 67V69H131V67ZM177 66V67H176ZM253 66H255V67H253ZM36 67H37V69H36ZM43 67V68H42ZM127 67V68H126ZM188 68V70H190V67H191V71H193L192 73H191V78L188 80V81H184V79H181L182 81H180V83H176V84H174V83H169L172 87H170V85L169 84H167V85H164L165 84V79H169V81L172 79V77L170 76V74H169V78H167L168 76V74L167 73H170V69H171V71H173V70H176L177 68H179V72H186L187 71V69L186 68ZM193 67V68H192ZM236 67V68H235ZM256 67H259L258 68V70L256 69ZM33 68H35V69H33ZM43 70V72H41L42 70ZM46 68H47V70L49 71V73L47 72V70H46ZM112 68V70H110ZM169 68V69H168ZM247 68V69H246ZM29 69H30V72H29ZM32 69V70H31ZM184 69V70H183ZM228 69V70H227ZM230 69H232V70H230ZM236 69V70H235ZM239 69H241V70H239ZM245 71H244V70ZM249 69V70H248ZM255 69V70H254ZM20 70V71H19ZM28 70V71H27ZM34 70H36V72L34 71ZM38 70V71H37ZM44 70H45V72H44ZM51 70V69H50ZM119 70V69H118ZM135 70V71H134ZM168 70V72H166ZM234 70L236 71V72H234ZM253 70V71H252ZM260 70V72H258ZM32 71V72H31ZM52 71V70H51ZM103 71L106 73V75H104V73H103ZM113 73H111V72ZM131 71V72H130ZM137 71V72H136ZM230 71H231V73H230ZM237 71H239L238 73L240 74V72L241 71H243V72H241V77H240V75L237 73ZM254 71H257L256 73L254 72ZM24 72V73H23ZM40 72V73H39ZM107 72H108V75H107ZM133 72V73H132ZM247 72V73H246ZM251 72V73H250ZM253 72V73H252ZM44 73H45V75H44ZM133 75H132V74ZM140 75H139V74ZM250 73V75H248ZM262 75H260V74ZM262 73H264V72H262ZM41 74V75H40ZM47 74H49V76H47ZM101 74V75H100ZM135 74V75H134ZM224 74L226 75V76H224ZM236 74H238V75H236ZM245 74V75H244ZM254 74V75H253ZM255 74H258L257 75V77L255 76ZM44 75V76H43ZM111 75V76H110ZM132 75V76H131ZM144 77H143V76ZM247 75H248V77H247ZM31 76H34V77H31ZM35 76L38 78V79H36L35 78ZM38 76H40V77H38ZM41 76H42V78H41ZM90 76H91V73H90ZM89 76V77H90ZM110 76V77H109ZM117 77V79L115 78V77ZM125 76V77H124ZM139 76V77H138ZM232 76V77H231ZM254 77L252 80L254 81H252L253 82V85H252V82H248V81H251L250 79L252 78V77ZM260 76H261V78L262 79H260L259 81H261L262 83H258L259 81H258V77L260 78ZM46 79L47 78V80L46 81H48V82H44V78ZM85 77H87L86 75H85ZM98 77H99V79H98ZM109 77V78H108ZM132 77H133V79H132ZM134 77H136V78H134ZM150 77V78H149ZM229 77H231L232 78V80L229 78ZM239 77L241 78V79H239ZM245 78L244 80H243V78ZM255 77H256V79H255ZM92 78V79H93ZM101 78L103 79V80H101ZM107 78V79H106ZM110 78H112V79H110ZM114 78V79H113ZM129 78H131V79H129ZM139 80H138V79ZM141 78H144V79H141ZM147 78H149L148 80H145V79H147ZM42 79V80H41ZM98 79V80H97ZM106 79V80H105ZM129 79V80H128ZM136 81H135V80ZM153 79V82H154V84H151V86H145L144 87V83H146L147 81H151ZM161 79H164L163 80V82H162V80ZM248 79V80H247ZM14 80V81H13ZM61 80H64L63 78H60V81ZM88 82H87V81ZM96 80H97V82H96ZM116 80V81H115ZM118 80V81H117ZM140 80H142V82L143 83H141V82H138V81H140ZM159 80H161V81H159ZM240 80V81H239ZM67 81V82H66ZM77 81V80H76ZM134 82V84H133V82ZM146 81V82H145ZM242 81V82H241ZM244 81V82H243ZM255 81H257L256 83H255ZM22 82V81H21ZM35 82V83H34ZM125 82H127V83H125ZM130 82V83H129ZM136 82H138V83H136ZM158 82H160V83H158ZM240 82V83H239ZM50 83V82H49ZM48 83V84H49ZM61 83V84H60ZM65 83H69V84H72V86L75 84V85H77L78 83H76L75 82V80L73 81V83L70 81H68V80H65ZM117 83V84H116ZM118 83H119V85L120 86H118ZM121 83V84H120ZM129 83V86L127 85ZM131 83H132V85H133V87H131V90H130V93H133V94H131L132 95V97H130L131 95H129V100L131 99V101H129V100H124L127 96H125V95H123L124 93L123 92H125V90H126V87H130V86H132L131 85ZM136 83V84H135ZM140 83V84H139ZM241 84V85H239V84ZM245 83V84H244ZM248 83H250L251 85L250 86H247V85H249ZM258 83V84H257ZM48 84H46V85H48ZM63 84V85H62ZM89 84V85H90ZM123 84H125V86H123ZM158 84H159V86H158ZM174 84V85H173ZM255 84H257V85H255ZM59 85L61 86H64V82L62 83V82H59ZM75 85L73 86L74 88H76L75 87ZM95 85H97V86H95ZM115 85H116V88L114 89V87H115ZM135 85V86H134ZM163 85V86H162ZM234 85H235V87H236V85H237V87L235 88L234 87ZM244 85V86H243ZM65 86H67L66 84H65ZM102 86V87H101ZM105 86V87H104ZM114 86V87H113ZM118 86V87H117ZM141 86H143V87H141ZM243 86V87H242ZM248 87V88H246V87ZM253 86V87H252ZM259 86V87H258ZM5 87V88H4ZM46 87H48V86H46ZM113 87V88H112ZM123 87V88H122ZM166 87H168V88H166ZM244 87H245V89H247V91L244 89ZM65 88V87H64ZM103 88V89H102ZM120 88V89H119ZM122 88V89H121ZM139 88V89H138ZM140 88H142V90H140ZM92 89V90H91ZM102 89V91H100ZM125 89V90H124ZM165 89H167V90H165ZM116 90L118 91V90H120V91H118V92H116ZM136 90H139V92L138 91H136ZM227 90H229V89H227ZM245 90V91H244ZM93 92V93H91V92ZM98 93H97V92ZM104 91V92H103ZM135 91V92H134ZM240 91V92H239ZM88 93V97H89V94H90V97L92 98H85V97H87V93ZM90 92V93H89ZM122 92V93H121ZM140 92H141V94H140ZM145 92V93H144ZM166 94H165V93ZM167 92H169V93H167ZM241 92H243V93H241ZM248 92V93H247ZM262 92V96H261V93ZM100 93V94H99ZM134 93H138V95L136 96V97H140V99H142L143 101H141L142 103H136V100H137V98H135V95H134ZM147 93V94H146ZM163 95H162V94ZM241 93V94H240ZM92 94H95V95H92ZM98 94H99V96H98ZM170 94V95H169ZM224 96H225V93H222ZM244 94V95H243ZM256 94V95H255ZM0 95V96H1ZM84 95H86V96H84ZM92 95V96H91ZM117 95V96H116ZM123 95V96H122ZM141 95V96H140ZM161 95V96H160ZM165 95V96H164ZM169 95V96H168ZM253 95H255L254 97H253ZM94 96H96V97H99V101H98V98H96V97H94ZM156 96H158V97H156ZM261 96V97H260ZM134 97V98H133ZM171 99H170V98ZM1 99H0V107L1 106H9L10 107V105L9 104H7V103H5L4 104V102H2L1 100H2V97H0ZM84 98H85V100H84ZM95 98L97 99V101H95ZM107 98V99H106ZM118 98V99H117ZM121 98V99H120ZM123 98V99H122ZM144 98V99H143ZM154 98V99H153ZM156 98V99H155ZM158 98H160V100L158 99ZM198 98V99H197ZM255 98H256V100H255ZM261 98V99H260ZM86 99H87V101H86ZM89 99L91 100V101H89ZM94 99V100H93ZM114 99V100H113ZM119 99H120V101H122V104H120L121 102L119 101ZM127 99V98H126ZM195 99V101H197V103H195V101L193 102V100ZM197 99V100H196ZM82 100H83V103L86 101V102H88V104H86V102H85V104L83 105V103H82ZM105 100V101H104ZM171 100V101H170ZM180 100V101H179ZM248 100H249V102H248ZM94 101V102H93ZM116 101V102H115ZM126 102V103H123V102ZM127 101H129V102H127ZM232 101V102H231ZM253 101H254V103H253ZM1 102H2V104H4V105H2L1 104ZM90 102V103H89ZM98 102V103H97ZM143 102L145 103V104H143ZM152 102H154V103H152ZM193 102V103H192ZM222 102H225V103H222ZM231 102V103H230ZM243 102V103H242ZM259 104H258V103ZM95 103V104H94ZM157 103V104H156ZM233 103V104H232ZM242 103V104H241ZM250 103V104H249ZM256 103V104H255ZM98 104V105H97ZM138 104V105H137ZM154 104H156V105H154ZM226 104V105H225ZM254 104V105H253ZM85 105H87V106H85ZM90 105V106H89ZM122 105V106H121ZM221 105V106H222ZM231 105V106H230ZM238 105V106H237ZM244 105H246V106H248V107H245ZM12 106V105H11ZM93 106V107H92ZM97 106V107H96ZM124 106V107H123ZM219 106V105H218ZM4 107L2 108H0V152H2V154L0 153V156H1V162H0V177H1V180H0V264H22L23 262H24V264H78V262L80 263L81 261V263L80 264H104V261H102L101 259H99L98 258V260H97V258H95L96 256H92V255H90V254H86V255H84L86 252H89L90 251V247H89V240H90V238H87L88 236H90L91 237V239H94L95 238V236L93 235V237H92V234L90 235H88L87 234V232L86 231H81V230H79V229H77L78 231H76L75 230V232H72V234H71V232H65V230H68V229H70L69 227H67L66 225H68V223L69 222H67L68 220L65 218V215L63 216L62 215V213L64 214L65 213V211H64V209H62V204H60L58 207L57 206H55L54 204H55V202H54V204H53V200H51L50 198H52L51 197V195L54 193V191L56 192L57 190L55 189V188H57V187H61L62 185L61 184H63V178H62V174L61 175H59L60 173H58L59 171H58V169H61L60 167H64V164L65 163H63V162H66L65 160H67V161H69V160H71V158H72V156H70V158H68V157H65L66 159H64V157H62V153L60 154V156H59V158H60V160L61 161H59V162H61L60 164H63V166H61L60 164H59V162H57V163H46V164H48V165H45V164H43V162L41 163L40 161V158H44V157H41L39 154H43V152H40V151H38L37 153H35L34 155H35V157H37V155H38V157L36 158V159H34L35 161H34V164L36 165V166H34V168L32 167V165H29L28 167L29 168H33V170H31V169H29V171H27V173H26V170H28L27 169V166L25 167L26 168V170H25V168L23 169V171H21L20 169H18L17 168V165H19L21 162H19V161H17L19 158H17V153H16V148H14V146L15 147H17V143H16V136H15V132H16V129H15V126L16 127H18L17 125H16V123L18 122V121H15L14 119H12L13 120V122H12V120L10 119V121H11V124H8V121H9V119H8V121H7V117L4 119L3 117V114L6 116V113H7V111H11L14 107L12 106L10 109H6V107H5V109H4ZM42 107V106H41ZM40 107V108H41ZM47 107V105H45V108H44V106L42 107V109H46L47 111H50L51 109H49V107H51V106H49L48 105V107ZM62 107V106H61ZM60 106H59V108L57 107V109H56V107L54 108V110L52 109V111H50V112H47L46 110L44 111H42V109H40V108H38V110L40 109V111L38 112V116H37V118H39L40 116H41V118H43L44 119V121H46V120H48V119H50L51 117V115H50V113L52 114L55 110L57 111V113L59 112V114H60V112L61 111H58L60 108H61ZM88 107V108H87ZM99 107V108H98ZM145 109H144V108ZM153 107V108H152ZM217 107V106H216ZM215 107V108H216ZM226 107V108H225ZM68 109H69V107H67ZM67 108H66V110H67ZM95 110H94V109ZM150 108H151V110H150ZM193 108V107H192ZM220 108H221V111H220ZM234 108V109H233ZM255 108V109H254ZM257 108V109H256ZM260 108L262 109V110H260ZM49 109V110H48ZM86 109H89V110H86ZM92 109V110H91ZM102 109V110H101ZM125 109V110H124ZM217 109V108H216ZM215 109V110H216ZM217 109V110H218ZM225 109V110H224ZM230 109V111L228 112L229 114H231V115H229L228 113H227V111ZM232 109V110H231ZM236 109V110H235ZM238 109V110H237ZM240 109V110H239ZM245 109H247L248 110V112H247V110H245ZM252 111H250V110ZM7 110V111H6ZM37 110V111H38ZM61 110V109H60ZM83 110H81L82 112H83ZM123 110H124V112H123ZM129 110V112H127ZM133 110V111H132ZM227 110V111H226ZM242 110H243V112H242ZM14 111H16L15 109H13L12 110V113L14 112ZM87 111V112H86ZM91 111V112H90ZM95 113H94V112ZM136 111V112H135ZM149 111V112H148ZM154 112V113H150V112ZM161 111V112H160ZM178 111V112H177ZM211 111V110H210ZM224 111H226V112H224ZM233 111V112H232ZM2 112H3V114H2ZM6 112V113H5ZM102 114H101V113ZM223 112V113H222ZM236 112V113H235ZM47 113H49V114H47ZM83 114L84 116L86 115V114ZM128 113V114H127ZM130 113V114H129ZM131 113H133V115L131 114ZM148 113H150V114H148ZM156 113V114H155ZM177 113V116L175 115ZM210 112H207V113H205V115L206 114H209ZM234 113V114H233ZM243 113H245V114H243ZM252 113V114H251ZM256 113H258V115H256ZM7 114H9V113H7ZM10 114H11V112H10ZM100 114V115H99ZM125 116H124V115ZM147 114V115H146ZM155 114V116H153ZM161 114V115H160ZM224 114H225V116H224ZM226 114L228 115V116H226ZM50 115V116H49ZM87 115H89V114H87ZM102 115V116H101ZM104 115H106V116H104ZM132 115V116H131ZM205 115H202L203 116V118H205ZM235 115V116H234ZM243 115V116H242ZM249 115H250V118H249ZM254 115H255V117H254ZM260 115V116H259ZM42 116H45V118L44 117H42ZM52 116H53V114H52ZM153 116V117H152ZM202 116H201V119L198 121V125L200 124V122L201 123H203L202 122V120H204L203 118H202ZM231 116V117H230ZM239 116L240 117H242V118H239ZM47 117V118H46ZM101 117V118H100ZM146 117V118H145ZM227 117V118H226ZM41 118H39V119H41ZM100 118V119H99ZM105 118H106V120H105ZM112 118H113V120H112ZM153 118H154V120H153ZM236 118H237V120H236ZM244 118V119H243ZM4 121H3V120ZM42 119V120H43ZM98 119V120H97ZM142 119V120H141ZM147 119V120H146ZM221 121H220V120ZM240 119V120H239ZM258 119V120H257ZM3 122H2V121ZM102 120V121H101ZM104 120H105V122H104ZM144 120V121H143ZM146 120V121H145ZM151 120V121H150ZM173 120V121H172ZM218 120V121H217ZM228 122V125L229 126H232V127H230L229 128V126L227 125V123H226V121ZM230 122H229V121ZM245 120H246V123H245ZM259 120H261V121H259ZM40 121V120H39ZM98 121V122H97ZM112 121V123H110ZM115 121H117V123L115 122ZM231 121H234V123L236 122L237 123V125L234 127L233 125H234V123L233 122H231ZM242 121V122H241ZM2 122V123H1ZM41 122V124H42V122L43 121H40ZM108 122V123H107ZM219 122V123H218ZM255 122V123H254ZM10 123V122H9ZM13 123H15L14 124V129H13V127H11L10 128V126L9 127H6V126H4V125H12ZM152 123V124H151ZM172 123V124H171ZM213 123H215V125L217 124V126H215L214 127V124ZM224 124V123H226V124H224L223 126H219L218 124H220V125H222V124ZM229 123H233L232 125H230ZM248 123V124H247ZM3 124V125H2ZM19 124V123H18ZM43 124H44V122H43ZM106 124V125H105ZM115 124V125H114ZM240 124V125H239ZM246 124V125H245ZM253 124V125H252ZM85 125V126H84ZM100 125V126H99ZM104 125V126H103ZM151 125V126H150ZM166 125V126H165ZM171 125H173V126H171ZM197 125V124H196ZM213 125V126H212ZM239 125V126H238ZM3 126L4 127H6V128H3ZM115 126V127H114ZM209 126V127H208ZM212 127V129H213V127H214V132H212V129H211V127ZM221 128V130H220V128ZM2 127V128H1ZM87 129H86V128ZM110 127V128H109ZM113 129H112V128ZM207 127V128H206ZM218 127V128H217ZM223 127V128H222ZM236 127H238L240 130H238ZM250 127V128H249ZM253 127V128H252ZM8 128H9V130L11 129H13L15 132H13V131H10V132H13L12 134H13V137H12V135H6V134H3L2 135V131H6V130H4V129H7V131L6 132H9L8 131ZM90 133H88L87 134V131L85 130V129ZM102 128H104V129H102ZM109 128V129H108ZM120 128V129H119ZM210 128V129H209ZM236 130H235V129ZM241 128H243V129H241ZM3 129V130H2ZM103 130V132H102V130ZM211 130V132L214 134V136H216L217 134V138H215L214 136H212V134L210 135V131H207V130ZM217 129V130H216ZM222 129H224V131L225 132H223L222 131ZM227 129H229L230 131H231V129H232V133L234 132L237 136H238V134H243V135H239V136H242V137H237L234 133V137H233V134L229 131V130H227ZM233 129H234V131H233ZM250 129V130H249ZM101 130V131H100ZM105 130V131H104ZM110 132H109V131ZM238 130V131H237ZM96 131H98V133L96 132ZM111 131H114V132H112L111 133ZM197 131H198V133H197ZM218 131V132H217ZM221 131V132H220ZM240 131V132H239ZM74 132V133H73ZM86 132V133H85ZM100 132H102L101 133V136H102V139H99V138H97V136H95V139H94V143L93 144H91V146L93 147L94 145V147L93 148H91V146H90V148L89 147H87L88 149H92L90 152H88V149L85 147L87 144H90V143H88L92 138H94V137H92L91 138V136H93V135H100ZM189 132H191V131H189ZM223 132V133H222ZM229 132L231 133V135L229 134ZM237 132V133H236ZM97 133V134H96ZM105 133H107V134H109V135H107V134H105ZM121 133V134H120ZM136 133V134H135ZM139 133V134H138ZM192 133V132H191ZM202 134L201 135V137L199 138H197L196 136H200V134ZM209 133V134H208ZM215 133H216V135H215ZM220 133V134H219ZM225 133H228L229 135H230V137H229V135L228 134H225ZM248 133V134H247ZM39 134V133H38ZM113 134V135H112ZM117 134V135H116ZM190 134V133H189ZM189 134H187V135H185L186 137H188V139H189V141H190V139H191V136L189 135ZM196 134H198V135H196ZM207 135V136H204V137H202L203 135ZM252 134V135H251ZM136 135V137H134ZM138 135V136H137ZM189 135V136H188ZM208 135H209V137H208ZM221 135V136H220ZM222 135L223 136H225L226 135V137L228 138H225V137H223L222 138ZM255 135L257 136V137H255ZM6 137V138H2V137ZM9 137V139H8V137ZM38 136H40V134L39 135H37V137ZM108 136H110V137H107ZM166 136V137H165ZM183 138V139H181V137ZM184 135H179L178 137L181 139V140H178L177 141V144L178 145H181L182 144V142H183V144H187L188 143V140L186 141L185 139H186V137H185ZM211 136L212 137H214V138H211ZM218 136H219V138H218ZM251 136V137H250ZM253 136V137H252ZM260 136V137H259ZM15 137V138H14ZM121 137V138H120ZM139 137V138H138ZM141 137V138H140ZM164 137V138H163ZM178 137L176 138V139H178ZM184 137H185V139H184ZM190 137V138H189ZM233 137V138H232ZM12 138H13V140L15 141V143H10V139H11V142L13 141L12 140ZM91 138V139H90ZM103 138H104V140H103ZM105 138L109 141L108 143H107V145L105 144ZM120 138V139H119ZM203 138V139H202ZM204 138H211V139H209L210 141H208V143L207 142H205L204 143ZM231 138V139H230ZM253 139V143H254V146H255V148L253 149L248 143H249V141H250V139ZM255 138V139H254ZM143 139V140H142ZM147 139V140H146ZM193 139V138H192ZM213 139H217V140H220V141H223V142H221L220 143V141H218L217 142V140L215 141V140H213ZM223 139H225V141L223 140ZM227 139V140H226ZM3 140H4V142H3ZM7 140V141H6ZM86 140V141H85ZM95 140H96V142H95ZM99 140H100V142H99ZM101 140H103L104 142H102ZM132 140V141H131ZM142 141V143H145V144H140V142ZM161 140V141H162ZM197 140V141H196ZM229 140V141H228ZM6 141V142H5ZM13 141V142H14ZM45 141V140H44ZM84 141H85V144H84ZM98 141V142H97ZM119 141V142H118ZM138 141H139V143H138ZM144 141V142H143ZM199 141V142H198ZM206 141H207V139H206ZM227 141V142H226ZM237 142V144L238 143H240V142ZM87 142V143H86ZM114 144H112V143ZM117 142V143H116ZM121 142V143H120ZM128 142H129V144H128ZM136 142V143H135ZM167 142V143H168ZM198 142V143H197ZM212 142V146H211V143ZM256 142V143H255ZM44 143V142H43ZM42 143V144H43ZM97 145H96V144ZM124 143H126L125 145H124ZM130 143H132V144H130ZM181 143V144H180ZM223 143V144H222ZM261 143V144H260ZM103 144L104 145H106L105 147H107V148H102L101 146H103ZM109 144H111V145H109ZM116 144V145H115ZM120 145V147H119V145ZM141 145L140 146V148H142V149H139V145ZM205 144H209L207 147H209L208 149H207V147L205 146ZM213 144H216V145H213ZM14 145V146H13ZM80 146V148H79V146ZM128 145H130V146H128ZM193 145H191V147H190V145L188 146L189 147V149L190 150H192V148H194V146ZM234 145V146H233ZM8 146V147H7ZM77 146V147H76ZM84 146V147H83ZM98 147V149L97 148H95V147ZM109 146V147H108ZM114 148H113V147ZM115 146H117L118 148L115 150ZM124 146H126V147H124ZM138 147V151L136 150L137 149V147ZM145 146V147H144ZM151 146V147H150ZM260 146V147H259ZM7 149H6V148ZM11 147V148H10ZM12 147L15 149V152L13 151L12 152V150H14V149H12ZM52 147V146H51ZM76 147V148H75ZM123 147V148H122ZM150 147V148H149ZM178 147H181V149L180 148H178ZM177 147V149H179L180 151H184L183 152V154H185V155H183L182 154V152H181V154H182V156L181 155H179V153H178V157H180V158H184L185 156H187V158H192L193 156H188V153H187V151H188V148L186 149V148H184L183 146H178ZM182 147L184 148L183 150H182ZM248 147V148H247ZM10 148V149H9ZM49 148V147H48ZM146 150H145V149ZM153 148V149H152ZM213 148V147H212ZM12 149V150H11ZM50 149H52V151L54 150L53 148H49L48 150H47V154H51V150ZM74 149V150H73ZM83 149V150H82ZM87 149V150H86ZM94 149V150H93ZM109 149V150H108ZM144 149V150H143ZM148 149V150H147ZM204 149H206V150H204ZM253 149V150H252ZM8 150V151H7ZM9 150L12 152V155H14L13 157H15L14 159H13V157H12V155L10 154L11 152H9ZM50 150V151H49ZM71 150V148L69 149V152H71L70 151ZM85 150L87 151V153L85 152ZM140 150V151H139ZM142 150V151H141ZM150 150V151H149ZM179 150H177V151H179ZM189 150V151H190ZM201 150V151H200ZM203 150V151H202ZM231 150V151H230ZM242 150V151H241ZM9 152V156H11V158L14 160H12L11 161V159H10V157L8 156V154L7 153H4V152ZM54 151H56V149L54 150ZM58 152H59V150H57ZM56 151V152H57ZM78 151V152H77ZM92 151L94 152V153H92ZM100 151V152H101ZM115 151V152H114ZM146 151H148V152H146ZM186 151V152H185ZM80 152H82V153H80ZM106 152V153H107ZM142 152H144V153H142ZM245 152V153H244ZM39 153V154H38ZM78 153V154H77ZM85 153V155H83ZM118 153V152H117ZM201 154V156H200V154ZM41 154V155H42ZM80 154V155H79ZM138 154V155H137ZM190 154H191V152H190ZM247 154V155H246ZM258 154V155H257ZM2 155H4V156H2ZM16 155V156H15ZM82 155V157L80 158L79 156H81ZM136 155V156H135ZM196 155V156H195ZM244 155V156H243ZM9 157V159L7 158V157ZM76 156V157H75ZM78 156V157H77ZM95 156V157H94ZM135 156V157H134ZM200 156V157H199ZM6 159L7 158V161L5 160V161H3V159L4 158ZM62 157V158H61ZM196 157H198V158H196ZM202 157L203 158H205L204 160L202 159ZM260 157V158H259ZM17 158V159H16ZM58 157H57V159H59ZM77 158V159H76ZM79 158V159H78ZM62 159H63V162H62ZM83 159V160H82ZM93 159V160H92ZM199 159H201V160H199ZM257 159V160H256ZM10 160V161H9ZM46 160V159H45ZM123 160H125V161H123ZM16 161V162H15ZM20 161H21V159H20ZM47 162H48V159L46 160ZM127 161H129V163L127 162ZM143 161V162H142ZM3 162H4V166H3ZM15 162V163H14ZM18 162H19V164H18ZM2 163V164H1ZM41 163V164H40ZM77 163V164H76ZM127 163V164H126ZM137 163V164H136ZM6 164H8V165H6ZM10 164H11V166H13L14 165V167H10ZM16 164V165H15ZM51 164L52 165H54V166H52L51 167ZM37 165H38V167H37ZM120 165H121V167H120ZM122 165H124L125 167L124 168H122ZM16 166V167H15ZM31 166V167H30ZM41 166V167H40ZM44 166H47V167H44ZM58 166H60V167H58ZM116 166V167H115ZM4 167V168H3ZM44 167V168H43ZM53 167H54V171H53ZM57 167H58V169H57ZM139 167L141 168V167H143V165L141 164V165H139ZM17 168V170H18V172L20 171V172H23L24 173V171H25V173L27 174V176L29 177V180H30V176H31V171H32V173L34 174H32V181L35 179L36 181L34 182L33 181V183H36V185L35 184H33L32 186H34V189L36 190L35 191V195H34V193H33V196L35 197L34 198V201L33 202H36V204L34 205V204H32V207H31V201L29 200V202H30V205L28 206V202H26L25 201V199H22L20 196H16L17 194H15L14 195V193H12V192H14V183H15V176H17L16 174L18 173L15 169ZM47 168H49V169H47ZM118 169V172H120V173H122V175L119 173L118 175H116L117 173H115V175H116V177L118 178H116L115 176H114V172L116 171L117 172V169ZM10 171H9V170ZM35 169H36V171H35ZM43 169V170H42ZM44 169H46V171L44 170ZM120 169H122V170H120ZM3 170V171H2ZM5 170V171H4ZM7 170V171H6ZM16 171L15 172V174H14V171ZM48 170H49V172H48ZM113 170V171H112ZM120 170V171H119ZM127 170V171H126ZM55 171H57V172H55ZM105 171V172H104ZM112 173H111V172ZM3 172V174H4V176H6V178H4L3 179V175L1 174ZM35 172V173H34ZM46 172V173H45ZM50 172L51 173H54V174H50ZM111 173V174H113V175H111V174H109V173ZM6 173V174H5ZM8 173V174H7ZM42 173H43V175H42ZM57 173V174H56ZM26 174H22V175H26ZM30 176H29V175ZM40 174V175H39ZM105 174H107L110 178L108 179V176L107 175H105ZM2 175V176H1ZM11 175H13V176H11ZM42 175V176H41ZM46 175V176H45ZM51 175V176H50ZM247 175L248 174H246L245 176H246V178H244L245 179V182H249V177H247ZM27 176H25V178H27ZM107 178H106V177ZM111 176H113V177H111ZM121 176V177H120ZM124 176V177H123ZM10 177H12L11 179H10ZM43 177V178H42ZM50 177H52L51 178V180L49 179ZM54 177H58L57 179L59 180L58 182L56 181V178L54 179ZM260 177V178H259ZM9 178V179H8ZM49 180H48V179ZM60 178V179H59ZM115 178H116V180H115ZM178 178V177H177ZM177 178L175 179V180H177ZM248 178V179H247ZM13 179V180H12ZM28 179V178H27ZM45 179H46V181L47 182H44L45 181ZM52 179H54V181L52 180ZM107 179V180H106ZM259 179H260V181H259ZM40 180V181H39ZM41 180H42V182H41ZM44 180V181H43ZM61 180V181H60ZM174 180V181H175ZM247 180V181H246ZM8 181H10V182H8ZM108 181V182H109ZM7 182V183H6ZM38 182H40V183H38ZM51 182V185L49 184V183ZM53 182H54V184L56 185V186H54L53 185ZM59 182H61V184L59 183ZM135 182V181H134ZM48 184V186L47 185H45V184ZM60 184V185H57V184ZM107 182H105V183H102V184H99V185H102V186H99L98 185V187L99 188H102V189H100L101 191H103V193H104V191L106 192V189H105V187L107 186V184H106ZM219 186H223L224 185V183H225V181L223 180V179H221L220 181L218 180L217 182H216ZM2 184V185H1ZM4 184H11L12 185V191H10L11 193H7V192H5L4 191V189H5V186H4ZM104 184V185H103ZM106 184V185H105ZM216 184V185H217ZM11 185H9V186H11ZM41 185H42V187H41ZM53 185V186H52ZM8 186V185H7ZM31 186V188H33ZM44 186V187H43ZM51 186V187H50ZM104 186V187H103ZM49 187V188H48ZM55 187V188H54ZM227 187V186H226ZM38 188V189H37ZM42 188V190H40V189ZM46 188H48V189H51V188H53V189H55V190H51L50 192L51 193H49V191H47V189ZM228 188H229V186H228ZM229 188V189H230ZM25 189H27V188H25ZM39 192H38V191ZM112 191H110V194H102L101 195V197H102V199H105L106 200V202H105V200H103V202H102V200L100 201V203L98 204V206L99 207H101V208H103L104 206H106V208H108V207H111V206H109L110 204H111V202L113 201V197L114 196H116L119 192V190H116V189H111ZM133 190V189H132ZM4 191V192H3ZM24 191H28V189L27 190H24ZM31 191H34V190H32L31 189ZM48 193V194H46V192ZM60 190H58L57 192H59ZM44 192V193H43ZM56 192V193H57ZM111 192H114V193H111ZM203 192V194L204 193H206V191H202ZM202 192H199V194H202ZM4 193V194H3ZM6 193V194H5ZM32 193V192H31ZM36 193H38V194H36ZM43 193V194H42ZM116 193V194H115ZM55 194V193H54ZM113 194V197L112 196H110V195H112ZM81 195H83V193H81ZM107 195V196H106ZM5 196V197H4ZM8 196V197H7ZM13 197V200H14V198L15 197H17V198H15V200L13 201L12 200V197ZM109 196V197H108ZM21 198V199H18V198ZM38 197V198H37ZM43 197V198H42ZM45 197L46 198H48L49 199V201H48V199L46 200L45 199ZM245 197V198H244ZM9 198H11V199H9ZM43 200H42V199ZM112 198V199H111ZM9 201H8V200ZM17 199V200H16ZM37 199H38V201H37ZM53 199V198H52ZM124 199V198H123ZM21 200H23L24 202H20ZM41 200V201H40ZM46 200V201H45ZM109 200H110V202H109ZM44 201V202H43ZM57 201H59V199L57 200ZM229 201H231V202H234V204H233V206H232V204L230 205V203L231 202H229ZM250 201V202H249ZM252 201V202H251ZM16 202H18V203H16ZM32 202V203H33ZM102 202V203H101ZM107 202H109V203H107ZM14 203V204H13ZM19 203H20V205H19ZM11 204H13V205H11ZM15 204H16V206H17V204H18V206L20 207V206H22V204H23V207H24V210H23V212L25 211V210H27V212L29 213V212H31V210H34V208L36 207V211H35V213H34V211L33 212H31V213H33V214H39V215H33V214H28L26 211L24 212V215L22 214L23 212H21L20 210H21V208L22 207H20V208H18V206L16 207L15 206ZM49 204H52V205H49ZM90 204H93V203H90ZM100 204H101V206H100ZM104 204V205H103ZM247 204V205H246ZM7 205V206H6ZM27 207H26V206ZM40 205V206H39ZM43 205V206H42ZM50 207V208H48V206ZM235 205H237V206H235ZM241 205V206H240ZM8 206H9V208H8ZM13 206H15V207H13ZM35 206V207H34ZM44 206H46V207H44ZM54 208H53V207ZM255 206V207H254ZM261 206V207H260ZM29 207H31V209H26V208H29ZM38 207V208H37ZM61 207V208H60ZM94 207H96L97 208V205L95 206H93V208ZM98 207V208H99ZM234 207V208H233ZM241 207H242V210L245 208V211H244V213L242 212V210H241ZM244 207V208H243ZM257 207V208H256ZM6 210H5V209ZM11 208H12V210H11ZM45 208V209H44ZM53 210H52V209ZM57 208H60V209H58L57 210ZM235 208H240V209H235ZM252 208H253V210H256V211H252ZM17 210V212H19L20 213V217L18 216V214H17V212L15 213V211ZM48 209V211H45V210H47ZM50 209V210H49ZM112 209H114V207H112ZM232 209H233V211H232ZM52 210V211H51ZM60 210V211H59ZM63 210V211H62ZM258 210V211H257ZM11 211H13L14 212V214H16L15 216H13L14 214H12V212ZM50 211V212H49ZM253 213H252V212ZM42 212V213H41ZM43 212H45V214L47 215H45ZM54 212H56V213H54ZM242 212V213H241ZM249 212V213H248ZM28 214V215H26L25 216V214ZM51 213V214H50ZM259 213V214H258ZM262 213V214H261ZM53 214V215H52ZM55 214V215H54ZM57 214V215H56ZM61 214V215H60ZM241 214H242V217L244 216V220H242L243 218H241ZM255 214H257V215H255ZM10 217L11 216V218H8V216ZM21 215H23V216H21ZM31 217H30V216ZM42 215H43V218H42ZM51 215V216H50ZM233 215V217H236V216H234ZM248 215V216H247ZM252 217H251V216ZM18 216V218L19 219H17L16 217ZM29 216V217H28ZM46 216V218H44ZM55 216V217H54ZM61 216V217H60ZM240 216V217H239ZM14 217V218H13ZM22 217H26V219H27V222H26V219L25 218H23V220H24V222L22 221V220H20V219H22ZM58 217H59V219H58ZM105 217V218H104ZM104 217H102V219H108V217L107 216H104ZM107 217V218H106ZM257 217V218H256ZM259 217V218H258ZM5 218V219H4ZM30 218V219H29ZM38 219V223H35L34 222V220L37 222V219ZM49 218H51V219H48ZM57 218V219H56ZM62 218V220L63 221H61L60 219ZM246 218V219H245ZM12 219V220H11ZM17 220V223H16V220ZM29 219V220H28ZM32 219V220H31ZM34 219V220H33ZM53 219V220H52ZM54 219L56 220V221H54ZM64 219H66L65 221H64ZM240 219V220H239ZM249 219L250 220H252L254 223H256V224H254V223H252V221H249ZM15 220V221H14ZM19 220V221H18ZM31 220V221H30ZM247 220H248V222H247ZM258 220V221H257ZM21 221V222H20ZM28 221L29 222H31V223H28ZM43 221V222H42ZM60 221V222H59ZM238 221V222H237ZM47 222V224H45ZM50 222V223H49ZM62 222V223H61ZM81 223H83V222H85V224L84 225H89L90 223H89V221H80ZM251 222V223H250ZM258 222V223H257ZM14 223H16L15 225H14ZM22 223H24V225H22ZM54 223H56V225H55V227L57 228V230L59 229V231L60 230H62V232L60 231V234H58L59 233V231H58V233H54ZM59 223H60V225H59ZM67 223V224H66ZM89 223V224H88ZM9 224V225H8ZM31 224V225H30ZM41 224H43V225H45V226H43V225H41ZM51 224V225H50ZM59 226H58V225ZM70 224H72L71 222L69 223V225L68 226H70ZM235 224V225H236ZM243 224H245V225H243ZM248 224H249V226H248ZM253 224V225H252ZM34 225V226H33ZM41 225V226H40ZM47 225H49V226H47ZM53 225V226H52ZM252 225V226H251ZM255 225H257V226H255ZM22 226H24V227H22ZM32 226V227H31ZM66 226V227H65ZM244 226H245V228H244ZM251 226V227H250ZM20 229H19V228ZM42 227V228H41ZM47 227H49V230H48V228ZM50 227L52 228V227H54L53 228V231L50 229ZM238 226H236V228H237ZM262 227V228H261ZM33 228V229H32ZM43 228H45V230L43 229ZM56 228H55V231H57L56 230ZM61 228V229H60ZM68 228V229H67ZM30 231H29V230ZM35 229V230H34ZM46 229H47V232H45V233H43L44 231H46ZM238 229H239V227H238ZM238 229H236V231L237 232H239L240 230H238ZM259 229H262V230H259ZM22 230V231H21ZM33 230V231H32ZM64 230V231H63ZM28 233H27V232ZM43 231V232H42ZM79 231H81V232H79ZM261 231V232H260ZM23 233V235H22V233ZM25 232V233H24ZM49 232H52V233H54L53 235H55L56 234V237H59L60 239H58V238H55V236H53V237H48V236H52V233H49ZM241 232V231H240ZM244 232H246V231H244ZM18 233H19V236H18ZM21 233V234H20ZM33 233V234H32ZM35 233H37V234H35ZM49 233V234H48ZM62 233H64L63 234V236L61 237V234ZM70 234V236H68V235H66V234ZM75 233H77V235L75 234ZM83 233V234H82ZM25 234V235H24ZM26 234H28L27 235V239H26ZM29 234H31L30 236H29ZM41 236V237H39V235ZM43 234V235H42ZM46 234V236H44ZM51 234V235H50ZM87 234V235H86ZM20 235H22V237L20 236ZM35 235V236H34ZM37 235V236H36ZM79 235V236H78ZM82 235V236H81ZM84 235H86V237H84L83 238V236ZM18 236V237H17ZM23 236H25V238L23 239ZM66 236V237H65ZM71 236H73L72 238H70ZM74 236L77 238H74ZM81 236V237H80ZM262 236H264V235H262ZM39 237V239H35V238H38ZM63 237H65V238H69L68 240H66L65 238H63ZM78 237H79V239H78ZM44 238V239H43ZM46 238V239H45ZM52 238V239H51ZM14 239H16L15 240V243H14ZM23 239V241H21ZM43 239V240H42ZM48 239H51L50 240V242L48 241ZM53 239H54V241H53ZM56 239V240H55ZM67 241L66 243H64L65 242V240ZM83 239V240H82ZM85 239H86V241H85ZM19 240V241H18ZM27 240H31V241H28L27 242ZM70 240V241H69ZM82 240V241H81ZM16 241H18V242H16ZM35 241V242H34ZM61 241H63V242H61ZM69 241V242H68ZM27 242V243H26ZM47 242H49V243H47ZM52 242V243H51ZM71 242V243H70ZM76 242H77V245H76ZM87 242L89 243V244H87ZM237 242L238 243H240L241 242V239L238 241L237 240ZM237 242H236V244L234 243V245L233 246H237L238 244H237ZM13 243V244H12ZM17 243V244H16ZM22 243H23V245H22ZM40 243V244H39ZM42 243V244H41ZM45 243H46V245H45ZM58 243V244H57ZM60 243H62V244H60ZM75 243V244H74ZM86 243V245H87V247H85V244ZM261 242H258V245L260 244ZM30 244V245H29ZM56 244L58 245V247H55L56 246ZM59 244L62 246L61 248L59 247ZM74 244V245H73ZM79 244V245H78ZM262 244V245H261ZM259 246H260V248H264V242H262ZM19 245V246H18ZM22 245V246H21ZM26 245H29V247H27ZM33 245V246H32ZM35 245H36V247H35ZM44 245V246H43ZM47 245H49L50 246V248L51 249H53L52 251H51V249L47 246ZM55 245V246H54ZM65 245V246H64ZM72 245V246H71ZM84 245V246H83ZM24 246H26V249H24L25 247ZM32 248H31V247ZM70 246V247H69ZM74 246V247H73ZM91 246V245H90ZM24 247V248H23ZM43 247V248H42ZM44 247L46 248V249H44ZM54 247V248H53ZM41 250H40V249ZM47 248H49L50 249V251H48V249ZM58 248H60V251L58 250ZM71 250H70V249ZM72 248H74V249H72ZM246 248V247H245ZM22 249V250H21ZM34 249V250H33ZM38 249V251H36ZM44 249V250H43ZM57 249V250H56ZM64 249V250H63ZM66 249V250H65ZM24 250V251H23ZM73 250V251H72ZM255 249H251L250 251L251 252H253V254H256V250L254 251ZM36 251V252H35ZM44 251H45V253H44ZM46 251H48V252H46ZM56 251H59V252H56ZM63 251H66V254H65V252H64V254H63ZM112 250H110V249H106V251H105V254H116V253H118V251H116V250H114L113 252H111ZM43 252V253H42ZM51 252V253H50ZM54 254H53V253ZM67 252H73L71 255L69 254V253H67ZM76 252V253H75ZM35 253V254H34ZM49 255H48V254ZM56 253V254H55ZM59 253V254H58ZM16 254H17V256H16ZM19 254V255H18ZM26 254H28V255H26ZM46 254V255H45ZM53 254V255H52ZM80 254V255H79ZM26 255V256H25ZM38 255H40V256H38ZM42 255V256H41ZM47 256V257H45V256ZM56 255H57V257H56ZM64 255V256H63ZM94 255V254H93ZM15 258H14V257ZM21 256V257H20ZM30 256V257H29ZM55 256V257H54ZM77 256V257H76ZM20 257V258H19ZM24 259H23V258ZM26 257H27V260L29 261V263H28V261L27 260H25L26 259ZM38 257H42V258H38ZM45 257V258H44ZM53 257H54V259H53ZM71 257V258H70ZM82 257V258H81ZM86 257V258H85ZM22 258V259H21ZM29 258V259H28ZM31 258V259H30ZM78 258V259H77ZM95 258V259H94ZM4 259L6 260V261H4ZM15 261H19V262H15ZM40 259H42V260H40ZM46 259V260H45ZM58 259V260H57ZM77 259V260H76ZM3 260V261H2ZM13 260V261H12ZM34 260H35V262H34ZM70 260V261H69ZM10 261H12V262H10ZM32 261V262H31ZM42 263H41V262ZM69 261V262H68ZM73 261V262H72ZM25 262H27V263H25ZM75 262V263H74ZM94 262V263H93Z\"/></svg>",
    "mask_w": 264,
    "mask_h": 264
}]
</instances>
